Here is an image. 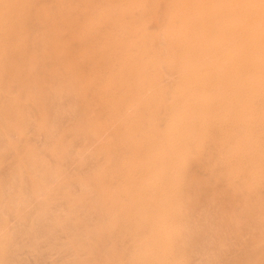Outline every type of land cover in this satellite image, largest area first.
<instances>
[{"label":"bare ground","instance_id":"bare-ground-1","mask_svg":"<svg viewBox=\"0 0 264 264\" xmlns=\"http://www.w3.org/2000/svg\"><path fill=\"white\" fill-rule=\"evenodd\" d=\"M161 1L163 2V0H110V9H112L111 11L109 10L108 12L110 13V15L108 13H106L104 11V9L100 10L99 11V15H100V18H102L103 16H105V13L107 14V16L105 17V19L111 17L112 19V25H113V29L111 28L110 30H107L105 32H103V35L101 38H105V39H102L100 41H95L93 43H91L89 45V43H87L89 46L88 47H85L82 51H81V54L82 55H88L90 59H93V62L95 61L96 64H97V59H101L102 62H103V65L107 68V75L103 78V86H102V90H105V91H108V92H111L109 89L111 88L112 85V82L114 81V78H115V84L117 86V88H119L120 90H122V93L121 95H119L117 98H115L114 96H111V97H108L106 99L103 100L104 104L106 106H110V112H108V115H109V118L111 119V125H109L110 128L106 127V129L108 128L109 130H113V136H115L118 141H117V148L118 150L117 151H120V153L118 152L119 156L118 158H113V159H110L108 160H105L107 163L106 166L104 165V167H102V164H99V166L101 165V169H99L100 167L98 166V171L96 172H91V175H92V178L94 179V184H98V190H97V194H98V198L100 199V201H102L101 203L103 204V207L101 208V210L103 209V214L104 213H108L110 214V219H111V223L108 221L107 223H110L108 224V228L106 226V230H109V232L107 234L109 235H106V236H109L110 238L109 239H112L111 241L112 242H115L116 244V239L115 241L113 240V235L116 231H120L119 234L122 233H125L126 235H132L134 234L133 236H135L136 234L135 233H138L139 235L132 240L131 242V246L132 248H130V253L129 255L127 256L126 258V261L129 263V264H185L186 263V258H187V254L185 253L186 249H189L186 245L187 244H198V243H203V240L201 241V236L199 238H196L198 237L199 235V231L200 229L197 231L196 230V234L197 232L198 235L195 237V234L193 235L195 238H192L191 237V231H194L192 230L193 229V225L195 224H189V223H192L189 221V219L191 218L194 219V217L196 216L195 215V211L192 212V206H190L192 203L191 201L192 200H189V197H187L186 193L188 191V189H186V178L187 176L190 175V169L193 165H199V167H201V165L205 164V163H202L201 164V160H202V156L205 155V151H204V144H203V141L205 140V138L208 136V130L206 128V123H209V120L215 122L216 120L215 119H219V117L217 116L218 113L222 110V108H225L226 109V114L223 116V117H220L222 118V120L224 122H228V121H236L239 125H238V129L239 131V137L237 139V144L235 145V148L234 150H232L231 153H228L225 155L224 157V160L222 161L223 164L225 165V167H228L232 164H236L237 163V166H235V170L233 169V171L230 170V172L228 173V170H227V179H228V185H233L235 180H239V178H241V175H243V183H241V185H237L239 186L240 190L243 192V195L241 197V195L239 197H241V200L243 199L244 197V201L248 202V204H253V203H256L258 199H261L260 197L261 196V191H260V185L261 183L263 182L264 180V0H169L167 2V4H163L162 6L165 5L164 7V10L161 6ZM106 3H109V0H105ZM54 3V2H53ZM166 3V2H165ZM160 5V6H159ZM158 6L160 8H162L161 10L163 11L162 14H160L158 11L160 9L157 10ZM62 7V6H61ZM65 8V7H64ZM50 12V11H49ZM45 17V16H44ZM103 21V20H102ZM3 23V22H2ZM100 22L97 20V22H86L85 25L81 26L79 28L78 31L75 32L74 35H76V37L78 38H82L84 37V35L86 33H90L91 30L93 29H98L99 27V24ZM150 24L152 25L150 27ZM48 25V24H47ZM40 31V30H39ZM49 32V31H47ZM47 32L46 33H43V34H46L47 35ZM26 35V34H25ZM42 36V35H41ZM44 37V36H43ZM25 38V37H24ZM38 38V36H37ZM34 39V38H33ZM32 39V40H33ZM39 39V38H38ZM37 39V40H38ZM43 39V38H42ZM49 39V37H48ZM95 39V38H94ZM30 40V39H29ZM40 40V39H39ZM97 40V39H96ZM99 40V39H98ZM36 41V40H35ZM34 42V41H32ZM42 42V40H41ZM35 43V42H34ZM44 43V42H42ZM41 43V45H42ZM36 45V44H35ZM34 45V46H35ZM39 50L41 49V46L39 45ZM1 49V48H0ZM15 50V49H14ZM35 50V49H34ZM2 51V50H1ZM7 52V51H6ZM43 52V56H44V51H41V53ZM55 52V51H54ZM1 53V52H0ZM35 53V52H34ZM39 53V52H38ZM26 54V53H25ZM37 54V53H36ZM40 54V53H39ZM38 54V55H39ZM33 55V54H32ZM37 55V56H38ZM59 55V54H58ZM34 56V55H33ZM36 56V55H35ZM36 56V57H37ZM42 56V55H41ZM40 57V56H39ZM97 57V58H96ZM34 58V57H33ZM42 59V57H40ZM45 58V57H44ZM50 58V57H49ZM58 58V57H57ZM36 59V58H35ZM40 59V60H41ZM46 59V58H45ZM38 61H39V58H38ZM38 61L36 64H38ZM42 62V61H41ZM58 63V62H57ZM60 63V62H59ZM31 64V63H30ZM40 64V63H39ZM45 64V62H44ZM50 64V63H49ZM64 64V63H63ZM174 67H173V66ZM31 66V65H29ZM167 66H171L174 68V72L169 71L171 74V72L177 76L175 78H177V82L175 81V83H173V85L171 87H167L163 81H162V78H163V70L166 69L165 67ZM33 67V66H32ZM38 67V66H37ZM57 67L58 64H57ZM70 67V66H69ZM10 68V67H9ZM31 68V67H29ZM45 69H47V67H44ZM50 69V67H48ZM104 68V67H103ZM164 68V69H163ZM169 68V67H168ZM172 68V69H173ZM42 69V68H41ZM40 69V70H41ZM55 69V68H54ZM60 69V68H59ZM65 69V68H64ZM31 72H32V69H29ZM34 70V69H33ZM37 70V69H36ZM53 69L51 68L50 71H52ZM168 70V69H167ZM170 70V68H169ZM45 71V70H44ZM54 71V70H53ZM57 71V69H56ZM165 71V70H164ZM34 72V71H33ZM39 72V71H38ZM49 72V70H48ZM166 72V71H165ZM164 72V73H165ZM35 73L37 74V72L35 71ZM40 73V72H39ZM42 73V72H41ZM54 73V72H53ZM52 73V74H53ZM29 74V73H28ZM43 76L45 75L44 72L42 73ZM49 74V73H47ZM46 74V75H47ZM61 74V73H60ZM168 74V73H167ZM33 75V74H32ZM35 75V74H34ZM50 75V74H49ZM48 75V76H49ZM55 75V74H54ZM37 78L38 76L35 75ZM35 76H32V77H35ZM40 76V75H39ZM90 76V74H89ZM87 76V77H89ZM166 76V75H165ZM171 76V75H170ZM9 77V76H8ZM35 77V78H36ZM45 78L47 76H44ZM61 77V76H60ZM91 77V76H90ZM89 77V78H90ZM10 78V77H9ZM51 78V77H50ZM64 78V77H62ZM96 78V77H95ZM166 78V77H165ZM173 78V77H172ZM14 79V78H13ZM30 79V77H29ZM44 79V78H43ZM67 79V78H66ZM74 79V78H73ZM86 79V78H85ZM168 79L171 80V78L168 77ZM167 79V80H168ZM40 80H41V77H40ZM39 80V81H40ZM51 80V79H50ZM49 80V81H50ZM53 80V79H52ZM61 80V79H60ZM65 80V79H64ZM88 80V79H87ZM33 81V79H32ZM38 81V82H39ZM43 81V80H42ZM41 81V82H42ZM47 81L46 79H44V82ZM169 81V80H168ZM173 81V80H172ZM53 82V81H52ZM86 82V81H85ZM35 83V82H34ZM48 83V81H47ZM51 83V82H50ZM59 83V82H58ZM76 83V82H75ZM98 83V82H97ZM170 83V82H169ZM32 84V83H31ZM43 83H41V86L43 87L44 85H42ZM53 84V83H51ZM63 84V83H61ZM171 84V83H170ZM13 85V84H12ZM29 85V84H28ZM60 85V84H58ZM169 85V84H168ZM37 86V85H36ZM41 86H39V90L41 89ZM52 86V85H51ZM63 86V85H61ZM66 86V84H65ZM70 87V85H68ZM87 86V85H86ZM15 87V86H14ZM35 87V85L33 86ZM46 87H47V84H46ZM53 87V86H52ZM101 87V86H100ZM99 87V89H100ZM28 88V87H27ZM36 88V87H35ZM59 88V86L57 87ZM71 88V87H70ZM70 88H66V90H70ZM14 89V88H13ZM34 88H32L33 90ZM38 89V88H37ZM47 89H49L47 87ZM47 89L45 88L44 89H41V90H44L45 92L47 91ZM53 89V88H51ZM49 89V90H51ZM55 89H56V86H55ZM17 90V89H16ZM64 87H63V91H64ZM73 90V89H72ZM71 90V91H72ZM87 90V89H86ZM15 91V90H14ZM36 91V90H35ZM43 91V92H44ZM52 91V90H51ZM56 91V90H54ZM60 91V90H59ZM62 91V92H63ZM75 91V89H74ZM65 92V91H64ZM69 93V91H66ZM73 92V91H72ZM76 92V91H75ZM78 92V91H77ZM12 93V92H11ZM23 93V92H22ZM37 93L40 94L41 91L39 92L37 90ZM55 93V92H54ZM68 93H63L64 95H67ZM113 93H114V90H113ZM13 94V93H12ZM11 94V95H12ZM44 94V93H43ZM47 95V97H50V94L51 92L47 91V93H45V95ZM57 93H55L56 95ZM61 94V93H60ZM61 94V96L63 95ZM71 95H74L70 92ZM76 94V93H75ZM106 94V93H105ZM10 94H8L9 96ZM33 95V94H32ZM35 95V93H34ZM42 95V94H40ZM70 95V96H71ZM2 96V95H1ZM36 96V95H35ZM35 96L33 97L35 99ZM39 95H37L38 97ZM44 96V95H43ZM59 96V94H58ZM69 96V95H67ZM66 96V97H67ZM82 96V95H81ZM85 96V95H84ZM6 98V96H4ZM41 96H39L40 98ZM47 97H44L45 99ZM57 97V95H56ZM72 97V96H71ZM3 98V97H1ZM22 98V97H21ZM32 98V99H33ZM39 98H37L36 100H38ZM44 98L41 97V99H43L42 102H44ZM51 98H53L51 96ZM50 98V99H51ZM55 98V97H54ZM63 98V96H62ZM61 98V99H62ZM78 98V97H77ZM87 98V97H86ZM8 99H11L8 97ZM28 100V98H26ZM49 99V98H48ZM47 99V101H48ZM57 99V98H55ZM54 99V100H55ZM72 101H73V97L71 98ZM4 100V99H3ZM7 100V99H6ZM12 100V99H11ZM35 100V101H36ZM68 100V98H67ZM10 101V100H9ZM39 101V102H41ZM50 103L52 102L51 100H49ZM48 101V102H49ZM56 101V100H55ZM59 101V100H58ZM57 101V102H58ZM62 101V100H61ZM64 101H66V99H64ZM63 101V103H64ZM71 101V100H70ZM4 102V101H3ZM8 102V101H7ZM27 101L25 100V106L24 107H27L26 103ZM37 102V101H36ZM38 102V103H39ZM68 102V101H67ZM21 103V102H20ZM35 103V102H33ZM55 103V107H57L56 105V102ZM60 103V102H59ZM71 103V102H70ZM5 104V102H4ZM22 104V103H21ZM40 104V103H39ZM46 104V109L48 108L47 107V103H44ZM44 104H40V105H43ZM49 104V103H48ZM62 104V102H61ZM61 104H59L61 106ZM78 104V102L76 103V105ZM82 104V103H81ZM89 104V102H88ZM29 105L30 102H29ZM58 105V106H59ZM66 105V103H65ZM64 105V106H65ZM84 105V104H83ZM33 106V105H32ZM31 106V107H32ZM36 106H37V103H36ZM35 106V107H36ZM39 106V105H38ZM49 106V105H48ZM53 108V104L51 105ZM64 106H61L62 109ZM69 107H72L70 106V104L68 105ZM67 106V107H68ZM86 106V105H85ZM8 107V105H7ZM29 107V106H28ZM29 107V108H31ZM34 107V109H35ZM42 107V106H41ZM54 107V108H55ZM69 107L68 109L66 110V107L64 109V111L66 110L67 112L69 111ZM76 107V106H75ZM28 108V109H29ZM44 108V107H43ZM44 108V109H45ZM73 108V107H72ZM25 109V108H24ZM38 109V108H37ZM40 109V108H39ZM42 109V108H41ZM42 109V111L44 110ZM49 109H50V106H49ZM61 109V110H62ZM79 109V108H78ZM76 109V110H78ZM85 109V108H83ZM90 109V108H89ZM2 110V109H1ZM32 111L33 109H29L27 110L28 112L29 111ZM52 110V109H51ZM56 110H59L56 108ZM73 110V109H72ZM36 111V110H35ZM40 111V110H39ZM74 111V110H73ZM117 111L116 113L117 114V118H114V112ZM3 112V111H2ZM27 112V113H28ZM34 111H32L33 113ZM41 112V111H40ZM38 113L39 115L41 113ZM45 112V111H44ZM42 112V113H44ZM47 112V110H46ZM49 112V110H48ZM44 113V115H50L51 113H53V117H54V110L51 112V113ZM56 112V111H55ZM58 112V115H59V111ZM56 112V113H57ZM70 112V111H69ZM75 112V111H74ZM77 112V111H76ZM75 112V113H76ZM79 112V111H78ZM77 112V113H78ZM31 112H29L30 114ZM37 113V111H36ZM61 115L64 113L60 112ZM72 113V112H71ZM74 114L77 115L76 117H78V114ZM81 113V112H79ZM87 112H85L84 114H86ZM26 114V113H25ZM66 114V112H65ZM92 114V113H91ZM28 115V114H27ZM34 115V114H33ZM37 115V116H39ZM42 115V117L44 116ZM58 116L59 117H62V116ZM88 115V114H87ZM87 115H85V117H87ZM26 116V115H25ZM32 116V115H30ZM30 116H28V118H30ZM73 116V115H72ZM80 116V115H79ZM83 116V115H82ZM6 117V116H5ZM33 117V116H32ZM41 117V116H40ZM49 117V116H48ZM53 117H49V119L52 120ZM64 117V116H63ZM76 117H74L75 121H76ZM81 117V116H80ZM85 117L83 116V118L85 119ZM2 118V117H1ZM34 118V117H33ZM55 118L56 115H55ZM67 118V117H66ZM89 118V117H88ZM35 119L37 120L36 116H35ZM38 119L40 120L41 118L38 117ZM82 119V118H81ZM90 119V118H89ZM33 120V119H32ZM35 120V121H36ZM43 120V118L41 119ZM57 122V119H55ZM59 120V119H58ZM73 120V118L71 119ZM87 120V119H86ZM33 120V122H35ZM43 121H47L49 123V121L47 119L43 120ZM53 121V120H52ZM78 121V120H77ZM88 121V120H87ZM85 121V122H87ZM110 121V120H109ZM210 121V122H211ZM1 122V120H0ZM14 122V121H13ZM32 122V123H33ZM40 122V121H39ZM45 122V124L47 123ZM60 122V121H59ZM57 122V123H59ZM65 122V121H64ZM84 120H82V123H85ZM12 123V122H11ZM30 123V119H29V122ZM38 123V121H37ZM36 123V124H37ZM61 123V122H60ZM75 123V122H74ZM77 123V122H76ZM88 123V122H87ZM216 123V122H215ZM31 124V123H30ZM44 124V125H45ZM52 124V123H51ZM55 124V123H54ZM73 124V123H72ZM79 124V123H78ZM103 124V123H102ZM105 124V123H104ZM231 124V123H230ZM3 125V124H2ZM5 125V124H4ZM29 125V124H27ZM34 125V124H33ZM44 125H42V127H44ZM47 125V124H46ZM59 125V124H58ZM76 125V124H75ZM80 125V124H79ZM79 125L77 126L78 129L76 132H78L79 130ZM86 125V123L84 124ZM90 125V124H89ZM88 125V126H89ZM17 126V125H16ZM26 126V124H25ZM32 126V125H31ZM36 126V125H35ZM49 128H50V124L47 125ZM53 126V125H52ZM74 126V125H73ZM87 126V128H88ZM104 126V125H103ZM237 126V125H236ZM1 127V126H0ZM29 127V126H28ZM41 127V125H40ZM48 127L42 132L44 133ZM70 127V126H69ZM75 127V126H74ZM83 126H81L82 128ZM226 127V125H225ZM234 127V125H233ZM30 128V127H29ZM33 128V127H32ZM31 128V130H33ZM37 128V127H36ZM52 128V127H51ZM50 128V129H51ZM61 128V127H60ZM100 128H102L100 126ZM230 128V127H229ZM2 129V128H1ZM5 129V128H4ZM11 129V128H10ZM44 129V128H43ZM70 129V128H68ZM75 129V130H76ZM90 129V128H89ZM88 129V131H89ZM262 129V130H261ZM3 130V129H2ZM30 130V131H31ZM66 130V129H65ZM74 130V131H75ZM81 130V129H80ZM83 130H84V127H83ZM82 130V131H83ZM91 130H92V127H91ZM90 130V131H91ZM108 130V131H109ZM4 131V130H3ZM9 131V130H8ZM13 131V130H12ZM15 131V130H14ZM29 131V130H27ZM38 131V129H37ZM36 131V132H37ZM42 131V130H40ZM51 131V130H50ZM55 131V130H53ZM64 131V130H63ZM67 131V130H66ZM71 131V129H70ZM86 131V128L84 130V132ZM86 131V133L88 132ZM89 131V132H90ZM104 131V130H103ZM106 131V130H105ZM211 131V130H210ZM234 131V130H233ZM1 132V131H0ZM5 132V131H4ZM26 132V131H25ZM36 132H35V135H36ZM48 131H46L47 133ZM65 132V131H64ZM68 132V131H67ZM81 132V131H80ZM78 132V133H80ZM84 132H81V133H84ZM88 132V133H89ZM96 132V131H95ZM98 132V131H97ZM212 132V131H211ZM2 133V132H1ZM6 133V132H5ZM9 133V132H7ZM6 133V134H7ZM12 133V132H11ZM29 133V132H27ZM45 133V134H46ZM51 133V132H50ZM60 133V132H59ZM68 133H73L72 131L71 132H68ZM67 133V134H68ZM85 133V134H86ZM120 133V134H119ZM4 134V133H3ZM6 134H4V136H6ZM10 134V133H9ZM8 134V135H9ZM16 134V133H15ZM13 134V136L11 135V137H17L19 135H15ZM34 134V133H33ZM39 133H37V136H38ZM45 134H42L45 136ZM49 133H47L48 135ZM66 134V135H67ZM74 134V133H73ZM84 134V136H85ZM97 134V133H96ZM210 134V133H209ZM1 135V134H0ZM28 135V136H27ZM29 135H32V133L30 132V134H26L25 136H27V138H30ZM54 135V134H53ZM63 135L65 136V134L63 133ZM70 135V134H69ZM88 135V134H87ZM98 135V134H97ZM104 135V134H103ZM101 135V136H103ZM212 135V133H211ZM218 135V134H217ZM2 136V135H1ZM21 136V135H20ZM17 137V139L20 138ZM41 136V135H40ZM55 136V135H54ZM58 136V135H57ZM62 136V135H61ZM60 136V137H61ZM82 135V137L79 135V137L83 138L84 137ZM89 136H91L89 134ZM101 136L99 138H101ZM23 137V136H22ZM22 137L20 139H22ZM34 139L36 138L35 136H33ZM48 137V136H47ZM46 137V138H47ZM50 138L49 139H52L51 138V135L49 136ZM70 137V136H69ZM78 137V138H79ZM88 137V136H87ZM94 137V136H92ZM212 137V136H211ZM214 137V136H213ZM215 137H217L215 135ZM214 137V139H216ZM7 138V136L5 137ZM25 137V139H27ZM39 138V137H37ZM55 139V137H53ZM59 138V137H58ZM57 138V139H58ZM66 138V137H63V139ZM86 138V137H85ZM218 138V137H217ZM3 139V138H2ZM9 139H12V138H9ZM15 139V140H17ZM24 139V137H23ZM22 139V140H23ZM40 139V138H39ZM38 139V140H39ZM68 139V138H67ZM71 139V138H70ZM69 139V140H70ZM73 139V138H72ZM89 139V138H88ZM87 139V141H88ZM91 139H94V138H91ZM96 139V138H95ZM109 138H107L106 140H108ZM212 139V138H211ZM213 139V140H214ZM21 140V141H22ZM37 140V139H36ZM36 140H32V137H31V141L32 142H35ZM37 140V141H38ZM47 140V139H46ZM68 140V142H69ZM81 139H79L80 141ZM90 140V139H89ZM97 140V139H96ZM115 140V139H114ZM212 140V141H213ZM233 140H234V137H233ZM26 142H28L27 140H25ZM24 141V142H25ZM36 141V142H37ZM40 141V140H39ZM43 141H44V138H43ZM52 141V140H51ZM65 142H67L66 140H64ZM73 140H71V143L72 145ZM78 141V142H79ZM83 141V140H82ZM84 141H86V139H84ZM83 141V143H84ZM102 141V140H101ZM111 141L108 140V142ZM23 142V143H24ZM26 142L24 144H26ZM49 142V141H48ZM55 143H59L61 145L62 141L59 142V140L56 142L54 140ZM53 142V143H54ZM77 142V141H76ZM77 142V143H78ZM89 142V141H88ZM86 142V144L88 143ZM97 142V141H96ZM104 142V141H102ZM101 142V143H102ZM106 142V141H105ZM114 142V141H113ZM10 143V141H9ZM23 143H22V146H23ZM38 143V142H37ZM44 143V142H43ZM57 143V144H58ZM64 143V142H63ZM82 143V142H81ZM90 143V147H92V143L93 142H89ZM95 143V142H94ZM116 143V142H114ZM4 144V143H3ZM34 143H32L31 145H33ZM52 144V143H51ZM56 144V145H57ZM111 144V143H110ZM211 144V143H210ZM10 145V144H9ZM15 145V144H14ZM27 146L29 145L30 146V143L29 144H26ZM36 145V144H35ZM34 145V146H35ZM39 145V143L37 144ZM36 145V146H37ZM45 145V144H44ZM53 145V144H52ZM68 145V143H67ZM69 149L67 148V150L65 149V152L69 150V152H71L73 149V146L69 143ZM77 145V144H76ZM75 145V146H76ZM81 148L83 147V149L80 148V150H82L84 153L86 151H84V145H80L78 144ZM92 145V146H91ZM100 144L98 143V146ZM232 145V144H231ZM21 146V147H22ZM25 146V145H24ZM35 146V147H36ZM46 146V145H45ZM43 146V147H45ZM62 146H66V145H62ZM61 146V148H62ZM72 146V148L70 149V147ZM74 146V149L77 147L78 149V152L79 154L83 153L82 151H79V146ZM88 146V144H87ZM85 145V147H87ZM89 146L87 147L86 150H89L91 148H89ZM108 146V143L107 145ZM208 146V145H207ZM212 146V145H211ZM233 146V145H232ZM20 147V146H19ZM32 149L34 148L33 146H31ZM41 147V146H40ZM67 147V146H66ZM225 147V145H224ZM1 148V147H0ZM8 148V147H7ZM28 149V147H26ZM37 148V147H36ZM39 148V146H38ZM60 148V146H59ZM65 148V147H64ZM63 148V150H64ZM89 148V149H88ZM95 148H97L95 146ZM94 148V149H95ZM100 148H102L100 146ZM98 147V149H100ZM106 148V147H105ZM232 148V147H231ZM230 148V149H231ZM20 149V148H19ZM24 149V148H23ZM35 149V148H34ZM33 149V150H34ZM44 149V148H43ZM41 148V151L43 150ZM53 149V148H52ZM56 149V148H54ZM75 149V150H77ZM93 149V151H94ZM97 149V150H98ZM104 149V148H103ZM6 150V149H5ZM21 150V149H20ZM26 150V149H24ZM46 150H48V147L47 149L43 150L42 153H45L47 152ZM58 152L60 151L59 149H57ZM105 150V149H104ZM107 151L103 152V150L101 149L100 153L103 152V155L105 156L106 153H108V149H106ZM209 150L212 151V149L209 148ZM215 150V149H214ZM213 150V151H214ZM31 151V150H30ZM41 151H39L40 153H37L39 154L38 157H39V162H41V159H40V155H42ZM49 151V150H48ZM54 151V150H52ZM96 151V150H95ZM99 151V150H98ZM208 151V149H207ZM210 151V153H212ZM24 153V151H22ZM32 152V151H31ZM50 152V151H49ZM45 153L46 156H49L48 154L50 153ZM54 152H57L56 150ZM92 152V151H91ZM91 152H89V155L91 154ZM97 152V151H96ZM95 152V153H96ZM110 152V151H109ZM215 152V151H214ZM17 153V152H16ZM22 153V155H23ZM26 153V152H25ZM36 153V152H35ZM68 153V152H67ZM74 153V151H73ZM93 153V152H92ZM98 153V152H97ZM99 153V154H100ZM208 153V152H207ZM206 153V154H207ZM225 153V152H224ZM36 154V155H37ZM42 157H44V155ZM53 153H51L52 155ZM58 154V153H56ZM55 154V155H56ZM61 154V153H59ZM62 154L64 155V153L62 152ZM61 154V155H62ZM72 154V153H71ZM68 153V156L71 155ZM79 154H76L75 156H78ZM80 154V155H81ZM87 154V153H86ZM98 154V155H99ZM111 154V153H110ZM18 155V154H17ZM20 154V156H22ZM31 155V154H30ZM29 155V156H30ZM34 155V153H33ZM34 155V156H36ZM50 155V156H51ZM54 155V156H55ZM66 155V153H65ZM80 155L78 157H80ZM92 155L91 154V158L90 160H92ZM101 155V156H103ZM14 156V155H13ZM20 156H17V157H20ZM72 156V155H71ZM70 156V157H71ZM82 156V155H81ZM87 157L88 154L86 155ZM216 156V155H214ZM16 158V155L14 156ZM25 157V156H24ZM23 157V158H24ZM41 157V158H42ZM53 157V155H52ZM57 157V156H56ZM59 157V156H58ZM74 157V156H73ZM72 157V158H73ZM77 157V158H78ZM100 157V156H99ZM99 157H98V163L100 162L99 160ZM108 157H112V155L108 156ZM114 157V155H113ZM208 157V155H207ZM11 158V157H9ZM14 158V159H15ZM32 158V157H31ZM49 158V157H48ZM47 158V159H48ZM54 158V157H53ZM53 158L50 157V163L52 162ZM76 158V157H75ZM76 158V160H77ZM95 158H96V154H95ZM103 158V157H102ZM106 158V156H105ZM205 158V156H204ZM12 159V160H14ZM33 159V158H32ZM31 159V160H32ZM38 159V158H37ZM37 159L35 161H37ZM52 159V160H51ZM70 159L69 161H72L71 158H68ZM80 159V158H79ZM78 159V160H79ZM84 159H85V156H84ZM83 159V160H84ZM108 159V158H106ZM115 159V161H114ZM219 156H218V161H219ZM223 159V158H222ZM8 160V159H7ZM25 160V159H24ZM22 160L23 162H27L28 160V157H27V160L24 161ZM30 160V159H29ZM33 160V161H34ZM56 160V158H54V161ZM59 160V158H58ZM65 161V156H64V159ZM67 160V159H66ZM75 160V161H76ZM82 160V159H81ZM83 160H82V163L80 161V163L82 164L83 166ZM94 160V159H93ZM206 160V159H205ZM11 161V160H10ZM21 161V160H20ZM32 161V162H33ZM60 163L61 162V158H60ZM85 161V160H84ZM210 161V160H209ZM217 161V162H218ZM31 162V163H32ZM38 162V161H37ZM46 162V161H45ZM44 160H43V163L45 164ZM92 162V161H91ZM89 162V163H91ZM94 164L96 161H93ZM204 162V161H203ZM208 162V161H207ZM216 162V163H217ZM18 163V161L16 162ZM47 163V162H46ZM49 163V162H48ZM57 160H56V164H57ZM64 163V162H63ZM62 163V164H63ZM73 163V162H72ZM89 163H87V166L90 165ZM215 163V168H216V164ZM39 164V163H38ZM43 164V166H44ZM55 164V163H54ZM55 164V165H56ZM59 164V163H58ZM57 164V165H58ZM77 164V163H76ZM78 164H79V161H78ZM85 164V163H84ZM20 165V164H19ZM24 165V164H22ZM30 165H33L30 164ZM35 165V164H34ZM33 165V166H34ZM47 164H45L46 166ZM53 165V164H52ZM55 165L53 167H55ZM60 165V164H59ZM58 165V166H59ZM80 165V164H79ZM86 165V164H85ZM97 165V164H96ZM39 166V165H38ZM44 166V167H45ZM51 165L48 164V166L46 167H49L51 169L52 166L50 167ZM57 166V168H58ZM63 166V165H61ZM60 166V168H61ZM73 166V164H72ZM71 166V167H72ZM75 166V165H74ZM81 166V165H80ZM82 166H81V169H82ZM5 167V166H4ZM16 167V166H15ZM22 167V166H21ZM32 167V166H31ZM37 167V166H36ZM34 167V169L36 168ZM41 167V164L40 166ZM70 167V169H71ZM204 167V166H203ZM26 168V166H25ZM29 168V166L27 167V169ZM33 168V167H32ZM38 168V167H37ZM47 168V170L49 169ZM69 168V167H68ZM91 168V167H90ZM233 168V166L231 167ZM230 168V169H231ZM1 169H4L3 167ZM10 169V173L12 174V171H15L12 167L9 168ZM12 169V170H11ZM19 169V168H18ZM24 169V168H23ZM22 169V170H23ZM30 169V168H29ZM29 169L27 171H29ZM39 169V168H38ZM41 169V168H40ZM44 169V168H43ZM50 169V170H51ZM64 169V168H63ZM80 169V168H79ZM86 169V167H85ZM84 169V170H85ZM92 169V168H91ZM95 169V170H96ZM197 169V168H196ZM200 169V168H199ZM229 169V168H228ZM26 170V169H25ZM31 170V169H30ZM49 170V171H50ZM55 170V168H54ZM61 170V169H60ZM59 168H58V174L59 173H63L65 171V175L66 174H69V170L68 172L66 173V168L65 170H62L60 172ZM94 170V171H95ZM207 170V169H205ZM214 170V169H213ZM218 170V169H217ZM43 173V175L47 174L44 169V171L41 169L39 170V172ZM52 171V170H51ZM50 171V172H51ZM56 171V170H55ZM55 171H52V175H56L55 174ZM211 171V170H209ZM6 172H9L8 170ZM24 173V171H22ZM31 171H29L30 173ZM36 172V171H35ZM38 172V173H39ZM220 172V171H219ZM5 173V172H4ZM3 172H1V175L4 174ZM22 173V174H23ZM25 173H27L25 171ZM24 173V176L26 177V175L28 174H25ZM195 173V172H194ZM213 173V171H212ZM226 173V171H225ZM6 174V173H5ZM9 174V173H8ZM11 174H9L11 176ZM18 174V172H17ZM32 174V173H31ZM34 174V172H33ZM87 174V172H86ZM223 174V173H222ZM7 175V174H6ZM13 177L16 175L12 174ZM21 175V173H20ZM29 175V174H28ZM27 175V176H28ZM39 177L41 176L40 174H38ZM44 175V176H45ZM51 175V177H52ZM72 175V174H71ZM75 175L77 178V171L75 172ZM85 175V174H84ZM221 175V174H220ZM219 175V176H220ZM9 176V177H10ZM22 176V175H21ZM23 176V177H24ZM33 175L28 176L31 178H34L32 177ZM48 176V174L46 175ZM45 176V180H47L49 177H46ZM50 176V175H49ZM53 176V178H54ZM60 175H58V178H59ZM61 176H64V175H61ZM88 176V175H87ZM222 176V175H221ZM226 176V175H225ZM224 176V177H225ZM2 176H0L1 178ZM5 177V175L3 176ZM24 177V178H25ZM38 177V178H39ZM64 177H68L67 175L64 176ZM194 178V176H192ZM196 177V176H195ZM201 177V176H200ZM199 177V178H200ZM203 177V176H202ZM201 177V178H202ZM205 177V176H204ZM203 177V178H204ZM207 177V176H206ZM205 177V178H206ZM223 177V178H224ZM17 177L15 176V179ZM27 178V177H26ZM25 178V179H26ZM37 176L34 178L36 179ZM198 178V177H197ZM195 178V180L197 179ZM221 178V177H220ZM8 179V177L6 178ZM9 179H14V178H9ZM19 181H21L22 183V179L20 178L19 176ZM29 179V180H30ZM33 179V180H34ZM40 180H44L43 177L42 178H39ZM69 180V177L67 178ZM80 179V175H79V178H77V181ZM83 179V178H82ZM86 179V178H84ZM190 179V177L188 178V180ZM28 178L27 180H25L26 182H23V184L27 183H31L29 182ZM38 181V179H36ZM50 180V178H49ZM53 180V179H52ZM55 180H57L56 182V185L57 183H59L58 181L60 180L57 179V177L55 176ZM63 180V179H62ZM61 180V183H63ZM66 180V179H65ZM75 180V179H74ZM201 180V179H200ZM199 180V181H200ZM203 182L205 183V179H202ZM201 180V181H202ZM224 180V179H223ZM2 181H4V184L6 185L7 184V180H6V183H5V180H3L2 178ZM9 181V180H8ZM32 181V180H31ZM48 181V180H47ZM54 181V180H53ZM71 181V178L70 180ZM83 181V180H82ZM88 181V179H87ZM91 181V180H90ZM198 181V180H197ZM218 181V180H217ZM222 181V180H221ZM12 182V181H11ZM15 182V180L13 181ZM40 182V181H38ZM45 181H42L41 185H45L44 184ZM73 182V181H72ZM81 182V181H79ZM91 182V184H92ZM3 183V182H2ZM17 183V179H16V182ZM20 183V184H21ZM33 183V182H32ZM31 183V184H32ZM49 183V182H47ZM52 183V181H51ZM49 183V184H51ZM55 183V182H54ZM60 183V185H61ZM65 183V182H64ZM67 183V182H66ZM65 183V184H66ZM74 183V182H73ZM75 183L76 180H75ZM82 183V182H81ZM189 183V182H188ZM195 183L197 184V182L195 181ZM200 183V182H199ZM204 183L202 186H204ZM215 183H217L215 181ZM10 184V183H9ZM34 184V183H33ZM38 184V183H37ZM85 185V183H83ZM207 185V182L205 183ZM8 185V184H7ZM19 185V184H17ZM29 185V184H28ZM35 185V184H34ZM54 185V184H53ZM59 185V184H58ZM68 185H70V183L68 182ZM67 185V186H68ZM72 185V184H71ZM83 185V186H84ZM86 185H89L86 183ZM85 185V186H86ZM210 185V184H209ZM217 185V184H216ZM236 185V184H235ZM234 185V187H235ZM10 186V185H9ZM5 187V189H8V190H11L10 188L13 187V184H12V187ZM27 186V185H26ZM31 186V185H30ZM29 186V187H30ZM37 186H40V185H37ZM46 186V185H45ZM208 186V185H207ZM4 187V186H3ZM21 187V186H20ZM32 187V186H31ZM42 189L44 188L43 186H41ZM49 187V185H48ZM53 186L51 185V188ZM93 187V186H92ZM91 187V188H92ZM195 187V186H194ZM206 187V186H204ZM14 188V187H13ZM12 188V189H13ZM16 188V189H15ZM15 188H14V192L15 190L17 191V189H20L19 187H16V184H15ZM24 188V187H23ZM26 191L28 190V187H26ZM37 188V187H36ZM39 188V187H38ZM47 188V187H46ZM45 188V189H46ZM54 188V187H53ZM61 188V187H60ZM67 187H65L66 189ZM189 188V187H187ZM191 188V187H190ZM197 188V186H196ZM202 188V187H201ZM222 188V187H221ZM237 188V187H236ZM3 189V188H2ZM58 189V188H57ZM62 189V188H61ZM70 189H71V186H70ZM95 189V188H94ZM234 189V188H233ZM23 190V189H22ZM21 190V191H22ZM37 191V197L38 195H40V193L38 191V189H36ZM47 190V189H46ZM55 190V188H54ZM51 192V194L46 193L48 194V196H53L52 193L53 191ZM63 190L64 188L62 189L61 191V194L63 193ZM86 190V189H85ZM90 190V189H89ZM214 190V189H213ZM221 190V189H219ZM235 190V189H234ZM237 190V189H236ZM3 190H1L2 192ZM6 192V190H4ZM13 191V190H11ZM31 190L29 189V192ZM42 191V190H41ZM49 191V190H48ZM51 191V190H50ZM49 191V192H50ZM191 191V190H190ZM197 191V190H195ZM200 190H198L199 192ZM203 190L202 189V192L203 193ZM212 191V190H211ZM217 191L218 192V189L216 188L215 192ZM226 191V190H225ZM4 192V193H5ZM27 191V193H29ZM34 191H32L33 193ZM35 192V193H36ZM56 192V190H55ZM54 192V193H55ZM60 191H57V193H59ZM65 192V191H64ZM69 191H67L68 193ZM86 192H88L86 190ZM86 192L84 193L82 191V193H84V197L86 199ZM192 192H194V189L192 190ZM191 192V193H192ZM194 193L195 195V198H198L199 195H197ZM214 192V193H215ZM222 192V191H221ZM4 193H3V196H4ZM10 193V192H8ZM6 193L5 197H7L9 194ZM18 193V192H17ZM16 192L14 194L18 195ZM20 193V192H19ZM25 193V189L23 191V194L22 195H26L24 194ZM31 193V192H30ZM39 193V194H38ZM43 193V192H42ZM66 193V192H65ZM70 193V192H69ZM190 193V192H188ZM190 193V195H192ZM207 193V192H206ZM212 195H213V192H210ZM209 193V194H210ZM216 193V194H217ZM238 193V192H237ZM12 194V193H10ZM19 194V195H20ZM59 194V198H60V195ZM78 194V193H77ZM199 194V193H198ZM210 194V195H211ZM215 194V195H216ZM226 194H228L226 192ZM230 194V193H229ZM236 194V193H234ZM13 195V194H12ZM12 195H9V196H12ZM42 195V194H41ZM40 195V196H41ZM56 196V194H54ZM65 195V194H64ZM197 195V197H196ZM214 195V197H215ZM220 195V193L218 194ZM216 196L219 198V196ZM222 195V194H221ZM1 197V200L2 198H5V197ZM8 196V198H9ZM15 196V195H13ZM28 196V194H27ZM32 197V194L30 195ZM29 196V197H30ZM34 196V195H33ZM36 196V195H35ZM46 195L43 194V198L45 197ZM50 196V197H51ZM78 196V195H77ZM79 196H82V195H79ZM193 196V195H192ZM190 196V198L192 197ZM206 196V195H205ZM224 196V195H223ZM222 196V197H223ZM233 196V194H232ZM237 196V195H235ZM17 198V196H15ZM21 197V196H18V198ZM35 197V198H37ZM54 197V196H53ZM52 197V198H53ZM58 197H55L56 199H58ZM71 198V196H69ZM194 197V196H193ZM192 197V198H193ZM210 197V196H209ZM238 197V198H239ZM12 198V197H10ZM14 198V199H16ZM39 198H42V197H39ZM49 198V197H48ZM46 198V199H48ZM52 198H49L48 201H50V199ZM54 198V199H55ZM63 198V197H61ZM65 198V196H64ZM68 198V197H67ZM75 198V197H72V199ZM212 198V196H211ZM211 198H207V200H211ZM221 198V197H220ZM226 198V197H225ZM224 198V199H225ZM234 198V197H233ZM233 198L231 200H233ZM258 198V199H257ZM263 198V197H262ZM28 199V197H27ZM30 199V202L33 201L32 198H29ZM28 199V201H29ZM32 199V200H31ZM38 199V198H37ZM38 200H42V199H38ZM83 199V197H82ZM6 201V199H4ZM3 200V201H4ZM13 200V198L11 199ZM19 200V199H17ZM16 200V201H17ZM21 200V199H20ZM25 200V199H24ZM23 200V201H24ZM60 200V199H58ZM81 200V197H76L75 200H72L70 202L69 205H71L73 203V206L74 203L75 204H80L81 202L79 201ZM214 200V199H213ZM211 200V202L213 201ZM216 200V198H215ZM214 200V201H215ZM221 200V199H220ZM223 200V199H222ZM218 201V203L220 202H223V201ZM234 200H236L234 198ZM4 201V202H5ZM8 201V200H7ZM35 201V199H34ZM63 201V200H62ZM82 201V200H81ZM84 201L83 200V207H84ZM98 201V199H97ZM97 201H94L93 200V205H91V212L92 213H95L97 211V208H98V211L99 213L101 212V210H99V206H97L96 204H94V202H97ZM196 200H194L195 202ZM198 201V200H197ZM203 201V200H202ZM239 201V200H238ZM260 201V200H258ZM3 202V203H4ZM15 201H13L14 203ZM39 202V201H38ZM43 202V201H41ZM41 202H39V205L37 203H35L34 205L37 204L38 206V210H39V206H42ZM53 202H56V200L54 201H51L50 203H53ZM66 202V201H65ZM80 202V203H79ZM92 202V201H91ZM188 202V203H187ZM200 202V201H198ZM232 202V201H231ZM243 202V201H242ZM242 202L240 203L242 205ZM262 202V200L260 201ZM9 202L5 205V207L7 208L9 205ZM18 203V201L16 202ZM20 203V202H19ZM28 202L26 203H23V205H26ZM49 202H46L44 201L43 202V205L44 207H46L48 205ZM62 203V202H61ZM86 203V202H85ZM98 203H100L98 201ZM191 203V204H190ZM209 204V202H207ZM215 203V202H214ZM217 202L215 203V207H216V204H218ZM218 204L219 206L221 204ZM226 203V202H224ZM234 202H232L233 204ZM236 203H239V202H236ZM1 204V208H4ZM41 204V205H40ZM46 204V206H45ZM57 204V202H56ZM80 204V205H81ZM89 204V202H88ZM101 204V205H102ZM196 204V203H195ZM205 204V203H203ZM211 204V203H210ZM209 204V206H210ZM258 204V202H257ZM263 206V203H261ZM8 205V206H6ZM13 205V204H12ZM17 205V204H16ZM28 205V204H27ZM54 205V204H53ZM65 205V204H64ZM99 205V204H98ZM217 205V207H218ZM224 205V204H223ZM238 205V204H237ZM236 205V206H237ZM254 205V204H253ZM259 205V204H258ZM254 206V207H260V206ZM18 207H20V210H23L21 209L22 206H19V204L17 205ZM16 206V208H18ZM29 206H31V203L29 204ZM49 206H51V204H49ZM48 206V208H49ZM55 206V205H54ZM59 206H61V204H59ZM90 204L88 206H86L85 208L87 209V207L89 208ZM204 206V205H203ZM207 205H205L204 207H206ZM213 206V203L212 205ZM220 206L221 209H219L220 211L222 210V213H223V208ZM226 206V205H225ZM230 206V205H229ZM240 206V205H239ZM246 206V205H245ZM25 207V206H24ZM67 207V206H66ZM66 207H63V208H66ZM72 207V206H71ZM78 207V205H77ZM82 207V208H83ZM197 207V206H196ZM201 206V208H204ZM215 207H212L211 209H214ZM243 207V206H242ZM249 207V205H248ZM252 206V208H254ZM0 208V209H1ZM15 208V207H14ZM29 208V207H27ZM26 208V209H27ZM32 209L30 210L31 212L33 211L34 208L31 207ZM43 208V207H42ZM40 207V209H42ZM51 208V207H50ZM194 208H195V205H194ZM200 208V206L198 207ZM210 208V207H209ZM227 208V207H226ZM225 208V209H226ZM237 208V207H236ZM235 208V209H236ZM245 208V207H243ZM251 208V209H252ZM263 208V207H262ZM262 208L260 210H262ZM9 209V208H8ZM7 209V211H8ZM25 209V211H26ZM44 209V208H43ZM54 209V208H53ZM52 209V210H53ZM58 209V208H56ZM89 209V210H90ZM197 209V208H195ZM206 209V208H205ZM208 209V208H207ZM210 209V210H211ZM230 209V207H229ZM234 209L233 211V208H231L230 210H227V211H230L232 212V215L231 213L228 215L230 217L231 215V219H232V216L233 215H237V213H234L236 212V210ZM241 209V208H239ZM16 211V209H13L12 208V212L14 213V211ZM45 210V209H44ZM47 210V208H46ZM49 210V209H48ZM51 210V209H50ZM49 210V211H50ZM59 212H61L60 209H58ZM64 210V209H63ZM68 210V208H67ZM76 211V208L74 209ZM82 210V209H80ZM88 210V211H89ZM190 210V213H188ZM199 210V209H198ZM218 210V211H219ZM245 210V209H244ZM243 210V211H244ZM255 210V209H254ZM1 211V210H0ZM4 211V210H3ZM10 211V210H9ZM18 213H21L19 212V210H17ZM16 211V212H17ZM24 211V210H23ZM24 211V212H25ZM35 211V212H34ZM33 212L34 213H39L40 211H37V209L35 208ZM57 211V210H55ZM87 211V210H86ZM188 211V212H187ZM197 211V210H196ZM203 211V210H201ZM209 211V209H208ZM258 211V210H256ZM6 209L5 211L3 212V214L6 215ZM14 213V218H15V215H17V213ZM30 212V213H31ZM32 212V214H33ZM42 212V210H41ZM47 212V211H45ZM52 214L55 212L54 211H51ZM50 212V213H51ZM67 212V211H66ZM71 212V208L69 206V213ZM82 212V211H81ZM195 212V213H194ZM213 215H215L213 212H216V211H211ZM226 212V211H225ZM255 213V211H253ZM260 212V211H259ZM258 212V213H259ZM9 212H7V215ZM28 213V212H27ZM29 213V214H30ZM37 213V214H38ZM43 213V212H42ZM41 213V214H42ZM49 213V212H48ZM45 213V217L48 216L49 214ZM199 213V212H198ZM201 213V212H200ZM205 213V210L204 212H202V214ZM234 213V214H233ZM239 213V212H238ZM29 214H27L29 216ZM41 214H38L39 217L41 218ZM44 214V213H43ZM50 214V215H52ZM197 214V213H196ZM220 213H218L219 215ZM252 214V213H251ZM264 214V213H263ZM1 217H2V214L0 213ZM10 215H11V212H10ZM19 215V214H18ZM25 215V214H24ZM36 215V214H35ZM37 215V216H38ZM70 215V214H69ZM69 215L67 214V216L69 217ZM72 215V214H71ZM217 215V214H216ZM258 215V214H257ZM261 217L262 214H260ZM20 216V215H19ZM34 216V215H33ZM32 216V217H33ZM44 216V215H42ZM97 216V215H95ZM101 216V215H100ZM100 216H97L100 218ZM199 216V214H198ZM202 216V215H200ZM199 216V217H200ZM204 216V214H203ZM202 216V217H203ZM210 216V215H209ZM225 215L223 214L222 218L224 217ZM241 216V217H240ZM255 216V215H254ZM259 216V215H258ZM258 216H256V220L255 221H258L257 218H259ZM17 217V216H16ZM31 214H30V217L31 218ZM35 217V216H34ZM37 217V218H39ZM56 217H58V214L56 215ZM66 217V216H65ZM67 217V218H68ZM86 217V216H84ZM83 217V218H84ZM94 217V216H93ZM104 217V216H103ZM189 217V219H187ZM212 217V215H211ZM228 217V219H229ZM242 218V215H238V218L235 216L231 222V219L229 220L231 223H232V227L233 224H236L235 225V228L239 226V219ZM245 217V215L243 216V218ZM260 217V218H261ZM5 219V217H3ZM19 218V217H18ZM18 218H15L17 221H18ZM21 218V217H20ZM19 218V221H22L20 220ZM23 218V217H22ZM37 218H35V220H37ZM39 218V219H40ZM43 218V217H42ZM41 218V220H43ZM49 218V217H47ZM47 218H45L44 220L46 221ZM67 218H64V219H67ZM80 218V217H79ZM108 218V217H107ZM108 218V219H109ZM201 218V217H200ZM200 218H195L194 221H196L197 219V222H200L201 220L198 221V219ZM217 218V217H216ZM219 218V217H218ZM221 218V217H220ZM219 218V219H220ZM242 218V219H243ZM248 218V217H247ZM246 218V220H247ZM252 218V217H251ZM254 218V219H255ZM1 219V218H0ZM1 220L3 221L2 223H0L1 225H4V221L5 220ZM28 219V217L26 218ZM54 219V218H53ZM52 219V220H53ZM57 221H59L58 219L59 218H56ZM97 219V218H96ZM96 219H92L93 221L96 220ZM106 219V218H105ZM225 220V218H223ZM227 219V217H226ZM227 219V221H228ZM238 219V220H237ZM242 219H240L242 221ZM34 220V219H33ZM32 220V221H33ZM34 220V221H35ZM81 220V219H80ZM98 220V219H97ZM101 220V223H102V220L103 219H100ZM98 220V223L99 221ZM188 220L189 221V226H187L185 223V221ZM215 220V219H214ZM213 220V221H214ZM222 221V219H220ZM251 220V219H249ZM248 220V221H249ZM0 221V222H1ZM24 221H27L24 219ZM29 222H31L30 220H28ZM33 221V222H34ZM44 221V222H45ZM48 221V220H47ZM54 221V220H53ZM63 221V219H62ZM69 221V220H67ZM73 221V220H72ZM79 221V220H78ZM78 221H76L77 223H79ZM18 222H16V224L18 226H21L20 223H24V222H20L18 224ZM38 221H36L35 223H37ZM42 222V221H40ZM52 222V221H50ZM60 222H61V217H60ZM70 222V221H69ZM83 222V221H82ZM91 222V221H90ZM202 222V221H201ZM245 222V221H243ZM242 222V226L245 224ZM253 222V220H252ZM6 223V221H5ZM64 223V222H63ZM66 223V221H65ZM72 223V222H71ZM89 223V222H88ZM87 223V224H88ZM262 223V222H261ZM7 226L5 227H9L8 226V223H6ZM27 223L25 222V225ZM29 225H31L30 223H28ZM26 225L27 227L29 225ZM37 224H40V223H37ZM43 226L45 223H42ZM51 225V223H48ZM54 225L57 224L56 223H53ZM74 224V222H73ZM81 224H85V223H81ZM94 224H97L96 222ZM93 224V225H94ZM105 224V222H104ZM199 224V223H198ZM202 224V223H200ZM206 225H208L207 223H205ZM214 224V223H213ZM219 222L217 223L216 222V225H218ZM225 224L228 225V223L225 222ZM247 224V223H246ZM254 224V223H252ZM257 224V223H256ZM33 225V224H32ZM31 225V230L32 232L34 231L33 229V226L35 227V224L32 226ZM41 225V224H40ZM59 225H63L62 223ZM76 226V224H74ZM99 225V224H97ZM103 225V224H102ZM101 225V227H102ZM223 225H224V222H223ZM230 225V224H229ZM249 225V224H248ZM251 225V224H250ZM249 225V226H250ZM264 225V223H263ZM18 226H16L18 228ZM23 226V225H22ZM37 226V225H36ZM39 226V225H38ZM46 226V225H45ZM49 226V225H48ZM52 226V225H51ZM63 226H68L67 225H63ZM69 226H71L69 224ZM73 226V227H75ZM100 226V225H99ZM98 226V227H99ZM105 226L103 227L102 230H104ZM197 226V225H195ZM200 226V225H199ZM255 226V225H253ZM260 227L262 225H259ZM1 227V226H0ZM25 227V226H24ZM23 227V228H24ZM26 227V228H27ZM57 227V226H56ZM60 227V226H59ZM87 227V226H86ZM96 228L94 227L93 230L99 229L100 228ZM191 227V228H190ZM201 227V226H200ZM218 227H220L218 225ZM217 227V228H218ZM225 227V226H224ZM227 227V226H226ZM232 227L230 226V230H232ZM245 227V226H244ZM243 227V228H244ZM248 229L249 227L246 226ZM251 227V226H250ZM264 227V226H263ZM3 228V226H2ZM11 228H14V230L16 229L15 227H11ZM10 228V229H11ZM20 228V227H19ZM15 232L11 231L12 233H15L19 234V229ZM22 228V229H23ZM30 229V227H28ZM27 228V230H28ZM37 227H35L36 229ZM42 227H38L37 229H39ZM45 228V227H43ZM47 228V226H46ZM63 229V227H61ZM60 228V229H61ZM68 228V227H66ZM72 228V226H71ZM195 228V227H194ZM212 228V227H211ZM221 228V227H220ZM220 228L218 230H220ZM223 228V227H222ZM221 228V229H222ZM228 228V227H227ZM241 228V225L240 227ZM252 228V227H251ZM10 229L8 230V232L10 231ZM53 229V227H52ZM51 229V230H52ZM54 229H56L54 227ZM69 229V228H68ZM78 229V228H77ZM87 229V228H86ZM92 229V227L90 228ZM198 229V227H197ZM204 230H206V227L204 228ZM202 229V230H203ZM208 229V228H207ZM214 229V227H213ZM228 229V230H229ZM237 229V228H236ZM236 229L233 228V232L237 231ZM262 229V228H261ZM13 230V229H11ZM24 230V229H23ZM44 232L47 231V229H43ZM50 229H48V232H49ZM58 227L56 230H54L53 233L51 234H48V235H52L55 233V236H56V233L58 232ZM71 230V229H69ZM85 230V229H84ZM83 230V231H84ZM89 230V229H87ZM100 230V231H102ZM209 230V229H208ZM229 230V231H230ZM239 230V229H238ZM246 230V229H245ZM253 230V229H251ZM263 230V229H262ZM261 230V232H262ZM1 231V230H0ZM4 231V230H3ZM22 231V230H21ZM36 231V230H35ZM40 233H42L41 231L42 230H39ZM38 231V232H39ZM57 231V232H55ZM66 231V232H65ZM64 232L67 233L68 230H65ZM92 231V230H91ZM97 231V232H98ZM99 231V232H100ZM118 231V232H119ZM223 231V230H222ZM224 231H226V228H224ZM224 231L222 233V235H224ZM241 233L243 231V234H245L244 230H240ZM248 230H246V233H247ZM9 232V234L11 233ZM23 232V231H22ZM25 232V231H24ZM28 232V231H26ZM25 232V233H26ZM31 231H29L30 233ZM37 232V234H39ZM43 232V233H44ZM62 232V233H64ZM69 232V231H68ZM87 232V231H85ZM105 232V231H104ZM103 232V233H104ZM202 232V231H201ZM204 232V231H203ZM220 232V231H218ZM6 233V232H5ZM11 233V234H12ZM23 233V235L25 234ZM36 234V232H34ZM47 233V232H46ZM46 233H44L46 235ZM50 233V232H49ZM102 233V234H103ZM190 233V235H189ZM208 233V232H206ZM211 233V231H210ZM220 233V235H221ZM226 233V232H225ZM230 232H228L229 234ZM241 233H238L236 232V236H234L232 239H236V237H242V234ZM251 234H253L252 232H250ZM247 234V235H250ZM255 233V232H254ZM263 233V232H262ZM10 234V235H11ZM15 234H12V235H15ZM22 233H20L21 235ZM28 234V233H27ZM26 234V235H27ZM33 234V233H32ZM31 234V235H32ZM33 234L32 237L34 238L36 235ZM44 234H40L41 236H43ZM61 234V233H59ZM68 234V233H67ZM93 234V233H92ZM95 234V233H94ZM93 234V235H94ZM105 234V233H104ZM103 234V235H104ZM111 234V236H110ZM202 234V233H201ZM205 234V232H204ZM215 233H213L214 235ZM218 234V233H217ZM228 234H226V236H228ZM259 234V233H258ZM72 235V234H70ZM98 236H100L101 234H97ZM102 235V237H97L99 239H103L104 241V244H107L108 245V242L105 243V240H104V236ZM115 235V234H114ZM118 235V234H117ZM207 235V234H206ZM212 235V236H213ZM232 233L229 234V236H231ZM19 238L20 236L17 235ZM22 236V235H21ZM29 236V234H28ZM47 236V235H46ZM54 235H52V239H55L53 237ZM61 236V235H60ZM85 236V235H84ZM87 236V234H86ZM96 236V234H95ZM105 236V237H106ZM123 236V235H122ZM209 236V234H208ZM207 238H210L208 237ZM216 236H219V235H216ZM245 236V235H244ZM251 236V235H250ZM257 236V235H256ZM3 237V236H2ZM17 237V238H18ZM24 237V236H23ZM22 237V238H23ZM26 237V236H25ZM25 237L23 239H25ZM31 237V238H32ZM39 237V235H38ZM36 236V238H38ZM65 237V236H64ZM77 237V236H76ZM80 237V236H79ZM92 237V236H91ZM214 237V236H213ZM232 237V236H231ZM247 237V236H245ZM253 237V236H252ZM16 238V237H15ZM18 238V240H20ZM30 238V239H31ZM45 238V237H44ZM43 238V239H44ZM49 238H51V236H49ZM75 238V236H74ZM73 238V239H74ZM83 240H84V237L82 236ZM87 237H85L86 239ZM88 238L90 240V235H88ZM93 238V237H92ZM96 238V237H95ZM108 238V237H107ZM119 238V236H118ZM130 238V236H129ZM218 238V237H216ZM220 238L222 239V237L220 236ZM230 238V237H229ZM228 238V239H229ZM243 238V237H242ZM241 238V240H242ZM249 239V237H247ZM263 238V237H262ZM12 239V238H11ZM29 239V240H30ZM60 239V238H59ZM69 239V238H68ZM67 239V240H68ZM80 240V238H77ZM76 239V240H77ZM120 239V238H119ZM123 239V238H122ZM122 239L121 240H118L120 243H122ZM202 239H206V238H202ZM231 239V241H232ZM240 239V238H239ZM9 240V239H8ZM36 240V239H34ZM32 240V241H34ZM45 240V239H44ZM41 239V243H43V241ZM62 241V239H60ZM59 240V241H60ZM64 240L63 242H69V240ZM87 240V239H86ZM108 240V239H107ZM128 240V239H127ZM210 240V239H208ZM207 240V241H208ZM216 240V239H215ZM237 240V239H236ZM243 240H246V239H243ZM252 238H250L249 241H251ZM3 241V240H1ZM11 241V240H10ZM14 242H17L15 240H13ZM11 241V243L13 242ZM25 241V240H23ZM22 241V242H23ZM28 241V238L26 239V242ZM31 241V242H32ZM49 242V239L47 240L46 239V242ZM51 241V239H50ZM56 241V239H55ZM57 241V242H59ZM74 241V240H72ZM82 241V239H81ZM92 243L94 242L93 239L91 240ZM90 241V242H91ZM96 241L98 240H95V246H96ZM101 241V240H99ZM99 241L97 242L99 244ZM109 241V240H108ZM221 241V240H220ZM235 242V240H233ZM238 241V240H237ZM261 241V240H260ZM259 241V242H260ZM20 241V243H22ZM37 242V240H36ZM36 242L34 243V247L36 246ZM38 244H40V241L38 240ZM56 242V244H57ZM79 242V241H77ZM89 241H82L81 243L79 244H82V245H79L80 247H84L85 248V252H86V248L90 245ZM130 242L128 243V246L130 244ZM214 242V241H213ZM217 242V241H215ZM214 242V243H215ZM242 242V241H241ZM246 242V241H244ZM258 242V240L256 241V243ZM19 243V241L17 242V244ZM20 243H19V246L17 244H15V246L17 245V248L16 250L18 249V247L20 248ZM29 245L28 247L30 246V242H28ZM26 243V246L27 244ZM71 243V238H70V242L69 244ZM76 243V241H75ZM127 243V241H126ZM212 243V242H211ZM220 242H218L219 244ZM221 243H224V239H223V242ZM220 243V244H221ZM226 243H228L226 241ZM236 243V242H235ZM247 243V242H246ZM249 243V242H248ZM253 243V242H251ZM250 243V244H251ZM10 244V242H9ZM25 244V243H24ZM23 244V246H24ZM33 244V242L31 243ZM61 244V243H60ZM64 245H66L65 243H63ZM61 244V245H63ZM77 244V243H76ZM102 244V246H99L100 247H103V242L100 243V245ZM125 245V242L123 243ZM204 244V243H203ZM206 244V243H205ZM239 244V242H238ZM22 245V244H21ZM54 245V243H53ZM53 249L55 248V245L53 246ZM71 245H74V244H71ZM113 245V243H112ZM111 245V246H112ZM208 245V244H207ZM206 245V246H207ZM216 246V244H214ZM223 245V244H221ZM227 245V244H226ZM228 245H230L228 243ZM242 245V243L240 244V246ZM264 245V243H263ZM262 245V246H263ZM33 246V245H32ZM38 246V245H37ZM36 246V247H37ZM49 246V247H51ZM94 246V245H93ZM127 246V244H126ZM127 246V248H128ZM200 246V244L198 245V247ZM202 247H206L205 245H201ZM211 246V245H210ZM220 246V245H219ZM234 246V244L232 245ZM256 246V245H255ZM7 247V246H6ZM5 247V248H6ZM10 247V246H9ZM12 247V246H11ZM14 247V246H13ZM51 247V248H52ZM72 247V246H71ZM106 247V245H105ZM189 247H191L189 245ZM196 247V246H195ZM197 247V248H198ZM203 247V248H204ZM209 247V246H208ZM213 247V246H212ZM211 247V248H212ZM237 247V245H236ZM245 247V246H244ZM251 247V245L249 246ZM248 247V249H249ZM22 248V247H21ZM30 248H32L30 246ZM50 248V249H51ZM61 249H64V247H59ZM57 247V249H59ZM67 248V247H66ZM65 248V249H66ZM78 248V247H76ZM81 251H83V249ZM93 248V247H92ZM91 248V245H90V249ZM96 248V247H95ZM107 248V247H106ZM114 249L116 251L115 248H119V246L117 247V245L115 246V248L112 246L111 249ZM121 248V247H120ZM192 248V247H191ZM194 248V247H193ZM200 248V247H199ZM210 248V249H211ZM215 248V247H214ZM217 248V246H216ZM226 248V247H225ZM224 248L223 251H226ZM228 248V247H227ZM230 248V247H229ZM243 248V247H241ZM8 249H12V248H8ZM23 249V248H22ZM22 249L21 252L23 251ZM37 249V248H36ZM40 249V248H38ZM56 249V248H55ZM54 249V250H55ZM60 249V250H61ZM64 249V250H65ZM70 249V248H69ZM67 249V250H69ZM97 249V248H96ZM112 249V251H113ZM123 249H124V246H123ZM196 249V248H194ZM209 249V248H208ZM221 248H217V250H220ZM236 249V248H235ZM244 249V248H243ZM243 249L241 252H243ZM247 249V248H246ZM247 249V250H248ZM253 249V248H252ZM251 249V250H252ZM255 249H257L255 247ZM253 249V250H255ZM260 249V248H259ZM19 250V249H18ZM20 250L17 251L20 253ZM59 250V251H60ZM74 253L78 251L77 250H74V249H71ZM99 250V249H98ZM101 250V249H100ZM108 250V248H107ZM109 250H110V247H109ZM108 250V254H110ZM126 250V249H125ZM191 250V249H190ZM197 250V249H196ZM212 250L214 251V249L212 248ZM222 250V249H221ZM231 250V248H230ZM234 250V249H233ZM238 250V249H236ZM240 250V249H239ZM12 251H15L12 250ZM11 251V252H12ZM32 251H33V248H32ZM36 251V250H35ZM34 251V252H35ZM47 251H48V247H47ZM70 251V250H69ZM80 249H79V252L75 253L76 255L78 253H81ZM90 250H88V258H86L87 260H91V264H92V259H89L91 258V256L89 254H91L89 252ZM97 251V250H96ZM102 251V250H101ZM104 251V250H103ZM118 251V250H117ZM129 251V249H128ZM201 250H198L199 253H202L200 252ZM204 251V250H203ZM207 251V250H206ZM210 250H208L209 252ZM212 251V252H213ZM229 251V249H228ZM235 251V250H234ZM246 251V250H245ZM250 251V250H248ZM245 252L246 254L248 253ZM257 251V250H256ZM8 252V251H7ZM10 252V254H11ZM16 252V253H17ZM38 252H42L43 253V250H39ZM50 252V251H49ZM53 252V251H52ZM50 252V254L52 253ZM61 252V251H60ZM60 252L57 254L58 255H61ZM63 252V250H62ZM61 252V253H62ZM98 252V251H97ZM106 252V251H105ZM114 252V251H113ZM111 252L112 255H120V253L118 254H115ZM123 252V250H122ZM127 253V251H125ZM192 252H194L192 250ZM221 252V251H220ZM237 252V251H235ZM234 252V253H235ZM252 252V251H251ZM250 252V253H251ZM255 252V251H254ZM9 253V252H8ZM30 253H33V252H30ZM57 253V252H56ZM84 253V252H82ZM99 253V252H98ZM102 253V252H101ZM100 253V254H101ZM106 253V254H107ZM214 253V252H213ZM218 252H215V254H217ZM228 253V252H227ZM233 253V254H234ZM13 254V253H12ZM22 254V253H21ZM21 254L18 255V257H21ZM41 255V253H36V255ZM47 253L45 252V254L43 255H46ZM68 254V252H67ZM73 254V253H72ZM93 254V253H92ZM94 254L95 253V250H94ZM107 254V255H108ZM110 254V255H111ZM125 254V253H124ZM189 254V253H188ZM191 254V252H190ZM193 254V253H192ZM191 254V256H192ZM196 254V253H195ZM223 254V253H222ZM232 254V252H230V255ZM240 254V253H239ZM244 254V253H243ZM34 255V254H33ZM63 255H64V252H63ZM66 255V253H65ZM64 255V257H66ZM80 256L82 254H79ZM78 255V256H79ZM85 255V254H83ZM203 255V254H202ZM206 255V253L204 254ZM226 256V253L224 254ZM242 255V254H241ZM261 255L260 257H263L264 258V247L261 249ZM8 256V255H7ZM10 256V255H9ZM8 256V257H9ZM14 256V255H13ZM12 255L10 256L13 257ZM17 256V255H16ZM15 256V257H16ZM56 256V257H57ZM74 256V254L72 255V257ZM97 256V255H96ZM102 256V255H101ZM124 256V255H123ZM191 256L190 259L191 260ZM200 256V254H199ZM210 256V255H209ZM212 256V255H211ZM217 256V255H215ZM223 256V257H225ZM228 256V255H227ZM226 256V257H227ZM235 256V255H234ZM233 255L231 257H234ZM238 257V255H236ZM246 256V255H245ZM244 256V258H245ZM13 257V258H15ZM36 257V256H35ZM42 257V256H40ZM39 257V258H40ZM63 256L61 258L63 259H67L69 258V255L67 258H64ZM87 257V256H85ZM93 257V256H92ZM104 257V255H103ZM113 257V256H112ZM122 257V256H121ZM189 257V256H188ZM193 257V256H192ZM221 257V255L219 256ZM221 257V258H223ZM241 257V256H239ZM238 257V259H239ZM8 258V261L11 263L12 259ZM22 258V257H21ZM21 258H17L16 257V260L18 259L20 261V263L22 264L21 261H23V259L21 260ZM37 258V257H36ZM35 258V260H36ZM44 258V257H43ZM74 258V257H73ZM72 258V259H73ZM81 258V257H80ZM84 258V257H83ZM109 258H111L109 256ZM107 260V262H109L111 259ZM116 259V256L114 257ZM124 258V257H123ZM212 258L214 259V257L212 256ZM217 259V257H215ZM249 258V257H248ZM257 258V257H256ZM259 258V257H258ZM7 259V257H6ZM11 261H10V260ZM38 259V258H37ZM42 259V258H41ZM53 259V258H52ZM58 259H60L58 257ZM71 259V260H72ZM77 259L78 257L76 256V261H73V262H68L70 260H66V263H75L77 262ZM98 258H96L97 260ZM199 259V258H198ZM206 259V258H205ZM208 259V258H207ZM219 259V258H218ZM223 259H226V258H223ZM227 259H230L229 256ZM233 259V258H232ZM17 260V261H18ZM51 259L49 257V260L47 262H49ZM54 260V259H53ZM85 260V259H84ZM86 260V261H87ZM189 260V261H190ZM212 259H210V262ZM215 260V259H214ZM221 260V259H219ZM218 260V262H220ZM237 260V259H236ZM241 260H243L241 258ZM245 260V259H244ZM260 260V258H259ZM258 260V261H259ZM6 261V263L8 262ZM15 259H13V263H14ZM19 261H18V264H19ZM63 261V260H62ZM65 261V260H64ZM79 261V260H78ZM81 261V260H80ZM79 261V263H76V264H80L81 262ZM102 261V260H101ZM100 261V262H101ZM105 261V259H104ZM112 261H115L114 259ZM188 261V262H189ZM222 261V260H221ZM225 261V260H224ZM228 261V260H227ZM226 261V262H227ZM256 261V259H255ZM5 262V261H4ZM8 262V263H9ZM26 262V261H25ZM23 263V264H27V263ZM84 262V261H83ZM83 262L81 264H83ZM95 264H96V261L94 260ZM93 262V263H94ZM99 262V259L98 261ZM103 262V261H102ZM101 262V263H102ZM125 262V261H124ZM192 262V261H191ZM205 262V260H204ZM215 262V261H214ZM223 262V261H222ZM229 262V261H228ZM227 262V264H228ZM238 262H240L238 260ZM247 262V261H246ZM261 262V261H260ZM12 263V264H13ZM34 263H40V262H34ZM33 263V264H34ZM44 263V262H43ZM55 263V262H54ZM90 263V262H89ZM190 263V262H189ZM235 263V262H234ZM256 263V262H255ZM42 264V263H40ZM46 264V263H44ZM60 264V263H59ZM85 264V263H84ZM102 264H105L102 263ZM110 264V263H108ZM120 264V263H119ZM126 264V263H125ZM196 264V263H195ZM208 264V263H206ZM212 264V263H210ZM214 264H217V263H214ZM224 264V263H223ZM231 264V263H230ZM258 264V263H257Z\"/></svg>","mask_w":264,"mask_h":264},{"label":"rangeland","instance_id":"rangeland-1","mask_svg":"<svg viewBox=\"0 0 264 264\" xmlns=\"http://www.w3.org/2000/svg\"><path fill=\"white\" fill-rule=\"evenodd\" d=\"M169 0H163V2L161 1V6L160 7H162L163 8V10H164V7H165V5L167 4V2H168ZM54 2V3H53ZM166 2V3H165ZM111 3H110V0H109V3H106L105 2V0H0V120H1V122H0V131L2 132H0V134L2 135H0V176H2L1 178H0V203H2V205H4L5 203L7 204L8 203V201L9 202H11V203H9L8 205H6V206H8L7 208L5 207V205L3 206L4 208H1L2 206H1V204H0V213L2 214V217H1V215H0V221L1 220H3L4 218L3 217H5V221H6V223H8V226L9 227H5V226H7V224L5 223V221H4V225H1L0 224V264H12L13 263V259H15V261H14V263L13 264H18V261L20 260L19 258H21V260L23 259V261H21L22 262V264L25 262V263H27V264H33L34 262H40V263H42V264H44V263H46V264H70L71 262H73V261H76L75 259H76V256L78 257V259H77V262H75V263H72V264H76V263H79V261L82 263L83 261V264L85 263V264H91V260H87L86 258H88V250H90L89 252L91 253V254H89L90 256H91V258H89V259H92V261L94 262V260L96 261V264H102V263H104L105 262V264H108V263H110V264H129L127 261H126V258H127V256L129 255V253H130V248H132V246H131V242H132V240L135 238V236L137 237L139 234L138 233H135L136 235L135 236H133L134 234H132V235H126L125 233H122L121 232V234H119L120 233V231L118 232V231H116L114 234H112L114 237H113V240L115 241V239H116V244H115V242H112L111 240L112 239H109L110 237L109 236H106V235H109V234H107L108 232H109V230H106L107 228H108V224H110L111 223V217H110V214H108L107 212L106 213H104L103 214V209L101 210V208L103 207V204L101 203L102 201H100V199L98 198V194L96 193L97 192V186H98V184H94L93 182H94V179L92 178V175H91V172H92V174H93V172H96V171H98V169H96V168H98V166H99V164H102V162H103V164H102V167H104V165L106 166V164L105 163H107L108 162V160H110V159H113V158H118V156H119V154H118V152L120 153V151H117L118 150V148H117V141H118V139L115 137V136H113V130H109L108 128H110L109 127V125H111V119L109 118V115H108V112H110V113H112L111 111H110V108L109 107H111V105L110 106H106L105 104H104V102H103V100L104 99H106V98H108V97H111V96H114L115 98H117L119 95H121V93H122V90H120L119 88H117V86H116V84H115V78H114V81L112 82V85L113 86H111V88L109 89L111 92H108V91H105V90H102V86H103V78L107 75V68L103 65V62H102V60L101 59H97V64H96V62L94 61L93 62V59H90L89 58V56L88 55H82L81 54V51L85 48V47H88L91 43H93V42H95V41H100V40H102V39H105V38H101L102 37V35H103V32H105L106 31V29L107 30H110L111 28L113 29V23H112V19H111V17H110V19L109 18H107V19H105V17L107 16V14L106 13H108L109 15H110V13L108 12L109 10L111 11L112 9H110V5ZM163 4H165L164 6H162ZM62 6V7H61ZM158 6V8H157V10L158 9H160L158 12L160 13V14H162V8H160ZM65 7V8H64ZM103 10L104 9V11L106 12L105 13V16H103L102 18H100V15H99V11L100 10ZM50 11V12H49ZM45 16V17H44ZM111 16V15H110ZM89 20H90V22H97V20L100 22L99 24V27H98V29H93V30H91V32L90 33H86L85 35H84V37H82V38H77L76 37V35H74L75 34V32L76 31H78L79 30V28L81 27V26H83V25H85L86 24V22H89ZM103 20V21H102ZM3 22V23H2ZM48 24V25H47ZM152 25L150 24V27H151ZM40 30V31H39ZM47 31H49V32H47ZM47 32V35L46 34H43V33H46ZM26 34V35H25ZM42 35V36H41ZM37 36H38V38L40 39H38L37 38ZM44 36V37H43ZM25 37V38H24ZM48 37H49V39H48ZM34 38V39H33ZM43 38V39H42ZM95 38V39H94ZM30 39V40H29ZM33 39V40H32ZM38 39V40H37ZM97 39V40H96ZM99 39V40H98ZM36 40V41H35ZM41 40H42V42H44V43H42L41 42ZM32 41H34V42H32ZM41 43H42V45H41ZM87 43H89V45L87 44ZM36 44V45H35ZM35 45V46H34ZM39 45L41 46V49L39 50ZM15 49V50H14ZM35 49V50H34ZM2 50V51H1ZM7 51V52H6ZM41 51H44V56H43V52L41 53ZM55 51V52H54ZM35 52V53H34ZM40 54H39V53ZM26 53V54H25ZM37 53V54H36ZM34 56H33V55ZM39 54V55H38ZM59 54V55H58ZM37 57H36V56ZM42 55V56H41ZM42 57V59L40 58V57ZM34 57V58H33ZM46 59H45V58ZM50 57V58H49ZM58 57V58H57ZM36 58V59H35ZM38 58H39V61H38ZM97 58V57H96ZM41 59V60H40ZM37 61H38V64H36L37 63ZM42 61V62H41ZM44 62H45V64H44ZM58 62V63H57ZM60 62V63H59ZM31 63V64H30ZM40 63V64H39ZM50 63V64H49ZM64 63V64H63ZM57 64H58V66L59 67H57ZM29 65H31V66H29ZM33 66V67H32ZM38 66V67H37ZM70 66V67H69ZM173 66V65H172ZM10 67V68H9ZM29 67H31V68H29ZM44 67H47V69H45ZM48 67H50V69L48 68ZM104 67V68H103ZM170 68V70H169V68ZM174 67V66H173ZM173 67H171V66H167V67H165L166 69H164L163 70V78H162V81H163V83L167 86V87H171L172 85H173V83H175V81L177 82V78H175V77H177V76H175L172 72H174L173 70H174V68ZM42 68V69H41ZM51 68L54 70H52V71H50L51 70ZM55 68V69H54ZM60 68V69H59ZM65 68V69H64ZM173 68V69H172ZM29 69H32V72L29 70ZM34 69V70H33ZM37 69V70H36ZM41 69V70H40ZM56 69H57V71H56ZM168 69V70H167ZM45 70V71H44ZM48 70H49V72H48ZM172 70V72H171V74H169L170 72L169 71H171ZM34 71V72H33ZM35 71L37 72V74L35 73ZM40 73H39V72ZM44 72V76H47L46 78L43 76V74L42 73ZM54 72V73H53ZM165 72V73H164ZM29 73V74H28ZM47 73H49V74H47ZM53 73V74H52ZM61 73V74H60ZM168 73V74H167ZM33 74V75H32ZM37 75L38 76V78L35 76V75ZM47 74V75H46ZM55 74V75H54ZM89 74H90V76H89ZM40 75V76H39ZM49 75V76H48ZM166 75V76H165ZM171 75V76H170ZM10 78H9V77ZM32 76H35V77H32ZM61 76V77H60ZM87 76H89V77H87ZM29 77H30V79H29ZM40 77H41V80H40ZM51 77V78H50ZM62 77H64V78H62ZM96 77V78H95ZM166 77V78H165ZM168 77L169 78H171V80L170 79H168ZM173 77V78H172ZM14 78V79H13ZM46 79L47 81H48V83H47V81H45L44 82V79ZM67 78V79H66ZM74 78V79H73ZM86 78V79H85ZM32 79H33V81H32ZM51 79V80H50ZM53 79V80H52ZM61 79V80H60ZM65 79V80H64ZM88 79V80H87ZM169 81H168V80ZM174 79H175V81H174ZM40 80V81H39ZM43 80V81H42ZM50 80V81H49ZM173 80V81H172ZM39 81V82H38ZM42 81V82H41ZM53 81V82H52ZM86 81V82H85ZM35 82V83H34ZM53 83V84H51V83ZM59 82V83H58ZM76 82V83H75ZM98 82V83H97ZM171 84H170V83ZM32 83V84H31ZM41 83H43L42 85H44L43 87L41 86ZM61 83H63V84H61ZM13 84V85H12ZM29 84V85H28ZM46 84H47V87L49 88V89H51V88H53V89H51V90H49V89H47V87H46ZM58 84H60V85H58ZM65 84H66V86H65ZM169 84V85H168ZM35 85V87H33ZM37 85V86H36ZM53 87H52V86ZM61 85H63V86H61ZM68 85H70V87L68 86ZM87 85V86H86ZM15 86V87H14ZM39 86H41V89H44L45 90V88L47 89V91H49V92H51V94H50V97H47V95L48 94H46L45 95V93H47V91L45 92L44 90H39ZM55 86H56V89H55ZM59 86V88H57ZM101 86V87H100ZM28 87V88H27ZM63 87H64V91H63ZM99 87H100V89H99ZM14 88V89H13ZM32 88H34L33 90H32ZM38 88V89H37ZM66 88H70V90H66ZM17 89V90H16ZM73 89V90H72ZM74 89H75V91H74ZM87 89V90H86ZM15 90V91H14ZM36 90V91H35ZM37 90L40 92L41 91V93L40 94H42V95H40V94H38L37 93ZM54 90H56V91H54ZM60 90V91H59ZM73 92H72V91ZM113 90H114V93H113ZM44 91V92H43ZM63 91V92H62ZM66 91H69V93L68 92H66ZM78 91V92H77ZM13 94H12V93ZM23 92V93H22ZM57 93L56 95H57V97H56V95H55V93ZM70 92L72 93V94H74V95H71L70 94ZM34 93H35V95H34ZM44 93V94H43ZM65 94V93H68L67 95H69V96H67V95H62L63 96V98H62V96H61V94ZM76 93V94H75ZM106 93V94H105ZM8 94H10L9 96H8ZM12 94V95H11ZM33 94V95H32ZM58 94H59V96H58ZM2 95V96H1ZM37 95H39V96H41L42 98H44V97H47L46 99L44 98V102H42L43 101V99H41V97L39 98V96L37 97ZM44 95V96H43ZM73 97V101H72V97ZM82 95V96H81ZM85 95V96H84ZM4 96H6V98L4 97ZM35 96V99L33 98ZM51 96L53 97V98H51ZM67 96V97H66ZM1 97H3V98H1ZM8 97L9 98H11V99H8ZM22 97V98H21ZM57 98V99H55V98ZM78 97V98H77ZM87 97V98H86ZM26 98H28V100L26 99ZM33 98V99H32ZM37 98H39L38 100H36ZM49 98V99H48ZM51 98V99H50ZM62 98V99H61ZM67 98H68V100H67ZM4 99V100H3ZM7 99V100H6ZM47 99H48V101L49 100H51L52 102L50 103V101L48 102L47 101ZM56 101H55V100ZM64 99H66V101H64ZM10 100V101H9ZM25 100L28 102H26L27 104H26V106L27 107H24L25 106ZM37 102H36V101ZM42 100V101H41ZM59 100V101H58ZM62 100V101H61ZM71 100V101H70ZM5 102V104H4V102ZM8 101V102H7ZM39 101H41V102H39ZM58 101V102H57ZM63 101H64V103H63ZM68 101V102H67ZM22 104H21V103ZM29 102H30V104L31 105H29ZM33 102H35V103H33ZM40 104H44V103H47V109L45 108L46 107V104H44V106L43 105H40ZM54 102H56V106L57 107H55V103ZM60 102V103H59ZM61 102H62V104H61ZM71 102V103H70ZM78 102V104L76 105V103ZM88 102H89V104H88ZM36 103H37V106H36ZM49 103V104H48ZM65 103H66V105H65ZM82 103V104H81ZM53 104V108H51L52 105ZM59 104H61V106H64L63 107V109H62V107L59 105ZM70 104V106H72V107H69L68 105ZM84 104V105H83ZM7 105H8V107H7ZM33 105V106H32ZM39 105V106H38ZM50 106V109H49V106ZM59 105V106H58ZM86 105V106H85ZM31 107L33 110L32 111H34L33 113H32V111L30 110L29 112H31L30 114H29V112L27 111V110H29V109H31V108H29V107ZM36 106V107H35ZM42 106V107H41ZM69 107V111L67 112L66 110L68 109V107ZM76 106V107H75ZM34 107H35V109H34ZM45 109H44V108ZM55 107V108H54ZM65 107H66V110L64 111V109H65ZM25 108V109H24ZM29 108V109H28ZM38 108V109H37ZM40 108V109H39ZM44 109L43 111H42V109ZM56 108L57 109H59V110H56ZM79 108V109H78ZM83 108H85V109H83ZM90 108V109H89ZM2 109V110H1ZM52 109V110H51ZM62 109V110H61ZM76 112H81V113H77L78 114V117H76L77 115H75L74 116V114H76L73 110ZM76 109H78V110H76ZM37 111V113H36V111ZM41 112H40V111ZM46 110H47V112H48V110H49V112L48 113H51L53 110H54V117H53V113H51L50 115L48 114V115H46L47 114V112H46ZM3 111V112H2ZM45 111V112H44ZM57 111H59V115H58V112L56 113ZM28 112V113H27ZM41 113L40 115L38 114V113ZM42 112H44V113H46L45 115H44V113H42ZM60 112H64L62 115H61V113ZM65 112H66V114H65ZM72 112V113H71ZM85 112H87L86 114H84ZM117 111H115L114 112V118H117V114L118 113H116ZM26 113V114H25ZM92 113V114H91ZM28 114V115H27ZM34 114V115H33ZM88 114V115H87ZM226 114V109L225 108H222V110L218 113V117H219V119H215L216 121V123L215 122H213V121H211V120H213V119H211V120H209V123H206L205 125H206V128H207V130H208V136L205 138V140L203 141V144H204V151H205V158H204V156H202V160H201V164L202 163H205V164H203V165H201V167H199V165H193L192 167H191V169H190V175L189 176H187V178H186V182H185V184H186V189H188V191H187V197H189V199H188V201L189 200H192L191 201V205L190 206H192V212L193 211H195L194 213H195V217H194V219H192L191 220V218L189 219V217L187 218V219H189V221L190 222H192V223H189V221L188 220H186L185 221V223H189V224H195V225H197V226H195V225H193V229L192 230H194V231H191V237L192 238H195L197 235H198V233H199V235H198V237H196V238H199L200 236H201V241L203 240V243L201 242V243H198L197 245L196 244H193V245H191L190 243L189 244H187L186 246L189 248V249H186V251H185V253L189 256H187V258H186V263L185 264H206V263H208V264H210V263H212V264H214V263H217V264H227V262H228V264H264V258L263 257H260V256H262L261 255V249L264 247V245H263V243H264V225H263V223H264V180H263V182L261 183V187H260V191H261V196L263 197H260L261 199H258V200H262V202H260V201H258L257 200V202H258V204H257V202L256 203H251V204H248L249 205V207H248V205H247V203L248 202H246V201H244V197H243V199L241 200V197H242V195H243V192L240 190V188H239V186L241 185V183H243L242 181L244 180L243 179V175H241V178H239V180L237 179V180H235V182H234V184L233 185H228V179H227V170H228V173L230 172V170L231 171H233V169L235 170V166H237V163L236 164H232V165H230V166H228V167H225V165L223 164V160H224V157H225V155L226 154H228V153H231L232 152V150H234V148H235V145L237 144V139H238V137H239V128H238V123L236 122V121H228V122H224L223 120H222V118H220V117H223L224 115ZM26 115V116H25ZM30 115H32V116H30ZM37 115H39V116H37ZM42 115H44L43 117H42ZM55 115H56V117L57 118H55ZM62 116V117H59L58 118V116ZM73 115V116H72ZM81 117H80V116ZM85 117V115H87V117H85V119L83 118V116ZM6 116V117H5ZM28 116H30V118H28ZM35 116H36V118H37V120L35 119ZM41 116V117H40ZM51 118V117H53L52 118V120L51 119H49V117ZM64 116V117H63ZM2 117V118H1ZM38 117L39 118H43V120H45V119H47L48 121H49V123L47 122V121H43V120H39L38 119ZM67 117V118H66ZM74 117H76L77 119H76V121H75V119H74ZM90 119H89V118ZM73 118V120H71ZM82 118V119H81ZM29 119H30V123H28L29 122ZM35 121V122H33V120ZM55 119H57V122H59V123H57V122H55L56 120ZM59 119V120H58ZM88 121H87V120ZM78 120V121H77ZM82 120H84V122L85 121H87V122H85L86 123V125H84L85 123H82ZM110 120V121H109ZM14 121V122H13ZM37 121H38V123H37ZM40 121V122H39ZM65 121V122H64ZM211 121V122H210ZM12 122V123H11ZM33 122V123H32ZM45 122H47L46 124L47 125H51L50 126V128L45 124ZM75 122V123H74ZM77 122V123H76ZM37 123V124H36ZM52 123V124H51ZM55 123V124H54ZM73 123V124H72ZM80 125H79V124ZM103 123V124H102ZM105 123V124H104ZM231 123V124H230ZM3 124V125H2ZM5 124V125H4ZM25 124H26V126H25ZM27 124H29V125H27ZM34 124V125H33ZM45 124V125H44ZM59 124V125H58ZM76 124V125H75ZM90 124V125H89ZM17 125V126H16ZM32 125V126H31ZM36 125V126H35ZM40 125H41V127H40ZM42 125H44V127H42ZM53 125V126H52ZM75 127H74V126ZM79 125V130H78V132H84V130H85V128H86V131H88V129H89V131L91 130V127H92V130L88 133H86V131L84 132V133H78V132H76L77 131V129H78V126ZM89 125V126H88ZM104 125V126H103ZM225 125H226V127H225ZM233 125H234V127H233ZM237 125V126H236ZM30 128H29V127ZM70 126V127H69ZM81 126H83L84 127V130H83V127L81 128ZM87 126H88V128H87ZM100 126L102 127V128H100ZM33 127V128H32ZM37 127V128H36ZM48 127V129L46 130V131H48L47 133H49L48 135H47V133H46V131L44 132V133H42L46 128ZM61 127V128H60ZM106 127H108L107 129H106ZM230 127V128H229ZM7 133V132H9L12 136H13V134H17V135H19L20 136V138L23 136L24 137V139H23V137H22V139H17V137H19V136H17V137H11V135L9 134V133H5L2 129ZM5 128V129H4ZM11 128V129H10ZM31 128L33 129V130H31ZM44 128V129H43ZM68 128H70L71 129V131L74 133H68V132H71L70 131V129H68ZM77 128V129H76ZM236 128H238V129H236ZM37 129H38V131H37ZM68 131H66V130ZM76 129V130H75ZM81 129V130H80ZM9 130V131H8ZM13 130V131H12ZM15 130V131H14ZM27 130H29V131H27ZM31 130V131H30ZM40 130H42V131H40ZM51 130V131H50ZM53 130H55V131H53ZM65 132H64V131ZM75 130V131H74ZM83 130V131H82ZM104 130V131H103ZM106 130V131H105ZM109 130V131H108ZM212 132H211V131ZM234 130V131H233ZM262 130V129H261ZM26 131V132H25ZM37 131V132H36ZM96 131V132H95ZM98 131V132H97ZM12 132V133H11ZM27 132H29V133H27ZM30 132L32 133V135H29V137L30 138H27V136H25L26 134H30ZM35 132H36V135H35ZM51 132V133H50ZM60 132V133H59ZM6 134V136H7V138H5L6 136H4V134ZM34 133V134H33ZM37 133H39L38 134V136H37ZM46 133V134H45ZM63 133L65 134V136L63 135ZM68 133V134H67ZM86 133V134H85ZM98 135H97V134ZM210 133V134H209ZM211 133H212V135H211ZM9 134V135H8ZM15 134V135H16ZM42 134H45V136L44 135H42ZM55 136H54V135ZM67 134V135H66ZM70 134V135H69ZM84 134H85V136H84ZM88 134V135H87ZM89 134L91 135V136H89ZM104 134V135H103ZM120 134V133H119ZM218 134V135H217ZM41 135V136H40ZM51 135V138L52 139H49L50 136ZM58 135V136H57ZM62 135V136H61ZM79 135L82 137V135L84 136L83 138H81V137H79ZM101 135H103V136H101ZM215 135L218 137H215ZM33 136H35L36 138L34 139V137ZM48 136V137H47ZM61 136V137H60ZM70 136V137H69ZM88 136V137H87ZM92 136H94V137H92ZM101 136V138H99ZM212 136V137H211ZM216 138V139H214V137ZM25 137L27 138V139H25ZM31 137H32V140H38L39 138V140L37 141L38 143H39V145H37L38 143L35 141V142H32L31 141ZM37 137H39V138H37ZM47 137V138H46ZM53 137H55V139L53 138ZM59 137V138H58ZM63 137H66V138H64L63 139ZM79 137V138H78ZM86 137V138H85ZM233 137H234V140H233ZM3 138V139H2ZM9 138H12V139H9ZM43 138H44V141H43ZM58 138V139H57ZM68 138V139H67ZM71 138V139H70ZM73 138V139H72ZM90 140H89V139ZM91 138H94V139H91ZM97 140H96V139ZM107 138H109L108 140H110L111 139V141H109L108 142V140H106ZM212 138V139H211ZM15 139H17V140H15ZM47 139V140H46ZM70 139V140H69ZM79 139H81L80 141H79ZM84 139H86V141H84ZM87 139H88V141L90 142H93L92 143V147H90L89 145H90V143L87 141ZM115 139V140H114ZM214 139V140H213ZM22 140V141H21ZM25 140H27L28 142H26ZM52 140V141H51ZM54 140L57 142L58 140H59V142L60 141H62V143H61V145L58 143H55L54 142ZM64 140H66L67 142H65ZM68 140H69V142H68ZM71 140H73L72 142H73V144L74 145H72V143H71ZM84 141V143H83V141ZM104 141V142H102V141ZM213 140V141H212ZM9 141H10V143H9ZM26 142V144H29L30 143V146L28 145H26V144H24L25 142ZM49 141V142H48ZM78 143H77V142ZM97 141V142H96ZM106 141V142H105ZM116 142V143H114V142ZM24 142V143H23ZM44 142V143H43ZM54 142V143H53ZM64 142V143H63ZM82 142V143H81ZM86 142H88L87 144H88V146H89V148H91V149H89V150H86L87 149V144H86ZM95 142V143H94ZM102 142V143H101ZM4 143V144H3ZM22 143H23V146H22ZM32 143H34L33 145H31ZM53 145H52V144ZM67 143H68V145H67ZM69 143L73 146V148H72V146L70 147V149L72 148L73 150L71 151V152H69V150L68 151H66L65 152V149L67 150V148L69 149ZM98 143L100 144L99 146H98ZM107 143H108V146H106L107 145ZM111 143V144H110ZM211 143V144H210ZM10 144V145H9ZM15 144V145H14ZM37 146H36V145ZM46 146H45V145ZM57 144V145H56ZM77 144V145H76ZM78 144H80V145H86L87 147H85V145H84V151H86L85 153L82 151V150H80V146L78 145ZM233 146H232V145ZM25 145V146H24ZM37 147H35V146ZM62 145H66V146H62ZM79 146L78 148H79V151H82L83 153L80 155L79 154V152H78V149H77V147L76 146ZM208 145V146H207ZM212 145V146H211ZM224 145H225V147H224ZM20 146V147H19ZM22 146V147H21ZM31 146H33L34 148V150L32 149V147ZM38 146H39V148H38ZM41 146V147H40ZM43 146H45V147H43ZM59 146H60V148H59ZM61 146H62V148H61ZM74 146L76 147L75 149H77V150H75L74 149ZM95 146L97 147V148H95ZM100 146L102 147V148H100ZM8 147V148H7ZM26 147H28V149L26 148ZM47 147H48V150L50 151H48V150H46L47 152H45V153H50V154H48L49 156H46V154L45 153H42V151L43 150H45V149H47ZM65 147V148H64ZM98 147L100 148V149H98ZM106 147V148H105ZM232 147V148H231ZM21 150H20V149ZM26 149V150H24V149ZM41 148L43 149L42 151H41ZM53 148V149H52ZM54 148H56V149H54ZM63 148H64V150H63ZM95 148V149H94ZM105 150H104V149ZM209 148L210 149H212V151L211 150H209ZM231 148V149H230ZM6 149V150H5ZM57 149H59L60 151L58 152V150ZM81 149H83V147L81 148ZM93 149H94V151H93ZM99 151H98V150ZM101 149L103 150V152L105 151H107L106 149H108V153H106V158H108V159H106L105 158V156L103 155V152H101L100 153V151H101ZM207 149H208V151H207ZM32 152H31V151ZM52 150H56L57 152H54V151H52ZM98 152H96V151ZM22 151H24V153L22 152ZM39 151H41V153H42V155H40L41 157L43 156V154H45L44 155V157H40V159H41V162H39L40 160H39V157H38V155L39 154H37V153H40ZM73 151H74V153H73ZM93 153H92V152ZM110 151V152H109ZM210 151L212 152V153H210ZM17 152V153H16ZM26 152V153H25ZM36 152V153H35ZM44 152V151H43ZM62 152L64 153V155L62 154ZM69 154H71V155H69L68 156V153ZM89 152H91V154H93L92 155V158L94 159H92V160H90V158H91V154L89 155ZM96 152V153H95ZM208 152V153H207ZM225 152V153H224ZM22 153H23V155H22ZM33 153H34V155H36V156H34L33 155ZM51 153H53L52 155H53V157L54 158H56V160H57V162L60 164H56V160L54 161V158L52 157V155H51ZM56 153H58V154H56ZM59 153H61V154H59ZM65 153H66V155H65ZM88 154V156L89 157H87L86 155ZM100 153V154H99ZM111 153V154H110ZM207 153V154H206ZM18 154V155H17ZM20 154L22 155V156H20ZM31 154V155H30ZM56 154V155H55ZM76 154H79L80 155V157H78V156H75ZM95 154H96V158H95ZM99 154V155H98ZM16 155V158L14 157V156ZM30 155V156H29ZM51 155V156H50ZM55 155V156H54ZM101 155H103V156H101ZM110 155H112V157L110 158V157H108V156H110ZM113 155H114V157H113ZM207 155H208V157H207ZM214 155H216V156H214ZM17 156H20V157H17ZM25 156V157H24ZM57 156V157H56ZM59 156V157H58ZM64 156H65V161L63 160L64 159ZM71 156V157H70ZM74 156V157H73ZM84 156H85V159H84ZM100 156V157H99ZM218 156H219V161H218ZM9 157H11V158H9ZM24 157V158H23ZM27 157H28V160H27ZM33 159H32V158ZM49 157V158H48ZM50 157L51 158H53V160H52V162L50 163V160H48V159H50ZM73 157V158H72ZM77 158V160H76V158ZM98 157H99V160H100V162L98 163L97 161H98ZM103 157V158H102ZM15 158V159H14ZM38 158V159H37ZM48 158V159H47ZM58 158H59V160H60V158H61V162L63 163H60V161L58 160ZM68 158H71L72 159V161H69L70 159H68ZM80 158V159H79ZM223 158V159H222ZM8 159V160H7ZM12 159H14V160H12ZM25 159V160H24ZM30 159V160H29ZM32 159V160H31ZM37 159V161H35V160ZM67 159V160H66ZM79 159V160H78ZM83 160V166H82V160ZM115 159H114V161H115ZM206 159V160H205ZM11 160V161H10ZM21 160V161H20ZM22 160H24V161H26L27 160V162H23ZM34 160V161H33ZM43 160H44V162H45V164H47L46 166H48V164H50L51 166H52V168L53 169H51V168H49V167H46L45 166V164L43 163ZM76 160V161H75ZM105 160H107V162L105 161ZM210 160V161H209ZM18 161V163H16ZM33 161V162H32ZM78 161H79V164L82 166V169H81V166L78 164ZM80 161H81V163H80ZM92 161V162H91ZM93 161H96L95 162V164H94V162ZM204 161V162H203ZM208 161V162H207ZM218 161V162H217ZM33 163V165H30V164H32ZM49 162V163H48ZM73 162V163H72ZM89 162H91V163H89ZM105 162V163H104ZM217 162V163H216ZM39 163V164H38ZM56 165H55V164ZM77 163V164H76ZM86 165H85V164ZM87 163H89L90 165H88L87 166ZM215 163L217 164L216 165V168H215ZM20 164V165H19ZM22 164H24V165H22ZM40 164H41V167H39L40 166ZM43 164H44V166H43ZM53 164V165H52ZM72 164H73V166H72ZM97 164V165H96ZM39 165V166H38ZM55 165V167H53ZM61 165H63V166H61ZM75 165V166H74ZM94 167H96V168H94ZM5 166V167H4ZM16 166V167H15ZM22 166V167H21ZM25 166H26V168H25ZM29 166V168L31 169H29V171H31L30 173H29V171H27L28 169H27V167ZM33 168H32V167ZM39 168H37V167ZM50 166V167H51ZM57 166H58V168H59V170H60V172L62 171V170H65V168H66V173L68 172V170H69V174H66L68 177H69V180H70V178H71V181H69L67 178L68 177H64V176H66L65 175V171L62 173H57L58 171V168H57ZM60 166H61V168H60ZM72 166V167H71ZM204 166V167H203ZM233 166V168H231ZM4 168V169H1V168ZM13 168L15 171H12V174H16L15 176L17 177L16 179H17V183H15L16 182V179H15V176L13 177V175L10 173V169L9 168ZM34 167H36L35 169H34ZM69 167V168H68ZM70 167H71V169H70ZM85 167H86V169H85ZM92 169H91V168ZM100 168L99 169H101L102 167H101V165L99 166ZM19 168V169H18ZM24 168V169H23ZM44 171V169H45V171L44 172H48L50 169L52 170V171H55V176L57 177V179H59L60 178V180L58 181L59 183H57V185H56V182H57V180H55V176L54 175H52V173L49 171L47 174H48V176H46L45 174V176L46 177H49L50 178V180H49V178L47 179V180H45L46 178H45V176L43 175V173H42V171L41 172H39V170H41V169ZM44 168V169H43ZM47 168H49L48 170H47ZM54 168H55V170H54ZM64 168V169H63ZM80 168V169H79ZM197 168V169H196ZM200 168V169H199ZM229 168V169H228ZM231 168V169H230ZM23 169V170H22ZM26 169V170H25ZM85 169V170H84ZM96 169V170H95ZM205 169H207V170H205ZM214 169V170H213ZM218 169V170H217ZM9 171V172H6V171ZM12 170V169H11ZM95 170V171H94ZM209 170H211V171H209ZM22 171H24V173H25V171L29 174H27V173H25V174H27L28 176H30L31 177V175H33L32 177H36L37 176V178L36 179H38V181H40V182H38L36 179H34V178H31L30 179V177H28L27 175H26V177L28 178V180H29V182H33L32 184L31 183H28V181H27V183L25 184H23V182H26L25 180H27V178L24 176V173L22 172ZM36 171V172H35ZM77 171V178H79V175H80V179L77 181V178H75L76 177V175H75V172ZM212 171H213V173H212ZM220 171V172H219ZM225 171H226V173H225ZM1 172H5L3 175H1ZM17 172H18V174H17ZM33 172H34V174H33ZM39 172V173H38ZM86 172H87V174H86ZM195 172V173H194ZM11 174V176L9 175V174ZM20 173H21V175H20ZM23 173V174H22ZM32 173V174H31ZM223 173V174H222ZM38 174H40L41 176L39 177V175ZM54 174V173H53ZM72 174V175H71ZM85 174V175H84ZM222 176H221V175ZM5 175V177H3ZM50 175V176H49ZM51 175H52V177H51ZM58 175H60L59 176V178H58ZM61 175H64V176H61ZM88 175V176H87ZM220 175V176H219ZM226 175V176H225ZM11 178H14L13 180L12 179H9L10 177ZM19 176H20V178L23 180L22 181V183H21V181H19L20 179H19ZM26 178H24V177ZM53 176H54V178H53ZM192 176H194V178L192 177ZM196 176V177H195ZM203 176H207L206 178L204 177H201ZM225 176V177H224ZM8 177V179H6ZM42 178L43 177V179L44 180H40L39 178ZM190 177V179L188 180V178ZM198 177V178H197ZM200 177V178H199ZM221 177V178H220ZM224 177V178H223ZM2 178H3V180H5V183H6V180H7V184L5 185L4 184V181H2ZM83 178V179H82ZM84 178H86V179H84ZM195 178H197L196 180H195ZM34 179V180H33ZM54 181H53V180ZM63 179V180H62ZM66 179V180H65ZM76 180V182L77 183H75V180ZM87 179H88V181H87ZM202 179H205L204 181H205V183L207 182V185L203 182V180L201 181ZM224 179V180H223ZM9 180V181H8ZM15 180V182H13ZM32 180V181H31ZM61 180H62V182L63 183H61ZM83 180V181H82ZM91 180V181H90ZM198 180V181H197ZM200 180V181H199ZM218 180V181H217ZM222 180V181H221ZM12 181V182H11ZM42 181H45L44 182V184L46 185H41L42 183ZM51 181H52V183H51ZM74 183H73V182ZM79 181H81V182H79ZM93 181V182H92ZM195 181L197 182V184L195 183ZM215 181L217 182V183H215ZM3 182V183H2ZM47 182H49V183H51V184H49V183H47ZM55 182V183H54ZM68 182L70 183V185H68ZM91 182H92V184H91ZM189 182V183H188ZM200 182V183H199ZM10 183V184H9ZM21 183V184H20ZM38 183V184H37ZM60 183H61V185H60ZM83 183H85V185H86V183L87 184H89V185H84ZM203 183H204V186H206V187H204V186H202L203 185ZM12 184H13V187L15 188V184H16V187H19L20 189H17V191L15 190V192L18 194V195H16V194H14L15 192H14V188L12 187ZM17 184H19V185H17ZM29 184V185H28ZM54 184V185H53ZM59 184V185H58ZM72 184V185H71ZM210 184V185H209ZM217 184V185H216ZM236 184V185H235ZM10 185V186H9ZM27 185V186H26ZM32 187H31V186ZM37 185H40V186H37ZM48 185H49V187H48ZM51 185L55 188V190H56V192H55V190H54V188L52 187L51 188ZM68 185V186H67ZM84 185V186H83ZM234 185H235V187H234ZM237 185H239V186H237ZM4 186V187H3ZM12 187V188H10L11 190H13V191H11V190H8V189H5V187ZM21 186V187H20ZM30 186V187H29ZM41 186H43L44 188L42 189V187ZM70 186H71V189H70ZM93 186V187H92ZM195 186V187H194ZM196 186H197V188H196ZM24 187V188H23ZM26 187H28V192H29V189L31 190L29 193H27V191H26ZM37 187V188H36ZM39 187V188H38ZM47 187V188H46ZM64 188V190H63V193L61 194V191H62V189ZM65 187H67L66 189H65ZM92 187V188H91ZM187 187H189V188H187ZM191 187V188H190ZM202 187V188H201ZM222 187V188H221ZM237 187V188H236ZM3 188V189H2ZM47 190H46V189ZM58 188V189H57ZM95 188V189H94ZM216 188L218 189V192L220 193V195H218L219 193H217V191L215 192V190H216ZM235 190H234V189ZM16 189V188H15ZM23 189V190H22ZM24 189H25V193L24 194H28V196H27V194L24 196V195H22L23 194V191H24ZM36 189H38V190H40V191H38L39 193H40V195H38V197H37V190ZM88 191V192H86V190ZM90 189V190H89ZM194 189V192H192V190ZM202 189L203 190H205V191H203V193H201L202 192ZM214 189V190H213ZM219 189H221V190H219ZM237 189V190H236ZM1 190H3L2 192H1ZM4 190H6V192L4 191ZM22 190V191H21ZM42 190V191H41ZM50 192H49V191ZM52 190H54L53 191V193H52V195L54 196H48L49 198H52V199H50V201H48V197H47V193H49V194H51V192H52ZM191 190V191H190ZM195 190H197V191H195ZM198 190H200L199 192H198ZM212 190V191H211ZM226 190V191H225ZM32 191H34L33 193H32ZM46 191H47V193H46ZM57 191H60L59 193H57ZM66 193H65V192ZM67 191H69L68 193H67ZM82 191L85 193L86 192V199H85V195H84V193H82ZM222 191V192H221ZM5 192V193H4ZM8 192H10V193H12L13 195H15V196H17V198L15 197V196H13L12 194H10V193H8ZM22 193V194H20V193ZM36 192V193H35ZM43 192V193H42ZM55 192V193H54ZM188 192H192L191 194L194 196H192V195H190V193H188ZM196 192H198L197 193V195H199L198 196V198H195V195H194V193L196 194ZM207 192V193H206ZM210 192H213V195L210 193ZM215 192V193H214ZM226 192L228 193V194H226ZM238 192V193H237ZM3 193H4V196H3ZM6 193H8L9 195H12V196H9V198H8V196L7 197H5L7 194ZM38 193V194H39ZM78 193V194H77ZM211 195H210V194ZM217 193V194H216ZM230 193V194H229ZM234 193H236V194H234ZM6 194V195H5ZM20 194V195H19ZM32 194V197L30 196ZM43 194H45L46 196L43 198ZM54 194H56V196L54 195ZM59 194H61L60 195V198L58 197L59 196ZM65 194V195H64ZM216 194V195H215ZM222 194V195H221ZM232 194H233V196H232ZM34 195V196H33ZM36 195V196H35ZM78 195V196H77ZM79 195H82V196H79ZM197 195H196V197H197ZM206 195V196H205ZM214 195H215V197H214ZM219 196V198L218 197H216V196ZM224 195V196H223ZM235 195H237V196H235ZM241 195V197H239ZM5 197V198H2V200H1V197ZM18 196H21V197H19L18 198ZM30 196V197H29ZM64 196H65V198H64ZM69 196H71V198L69 197ZM190 196H192L191 198H190ZM210 196V197H209ZM211 196H212V198H211ZM223 196V197H222ZM10 197H12L13 198V200H11L12 198H10ZM27 197H28V199L29 198H32L33 199V201H31L30 202V199H29V201H28V199H27ZM35 197H37L38 199H42V200H38L37 198H35ZM39 197H42V198H39ZM55 197H58V199H60V200H58V199H56ZM61 197H63V198H61ZM68 197V198H67ZM72 197H81V200H79L81 203H83V200H85L84 201V207H83V204H81L80 202V204H75L74 203V205L75 206H73V203L71 204V205H69L70 204V202L72 201V200H75V198H73L72 199ZM82 197H83V199H82ZM221 197V198H220ZM226 197V198H225ZM236 199V200H234V198ZM239 197V198H238ZM14 198H16V199H14ZM46 198H48V199H46ZM55 198V199H54ZM207 198L209 199V198H211V200H215V198H216V200H218V201H221L222 199L223 200H225V201H223V202H221V203H223L222 204V208H223V206H224V208H223V213H222V210L220 211L219 209H221L220 208V206L218 205L219 203H218V201H212L211 202V200L209 201V200H207ZM225 198V199H224ZM233 198V200H231ZM4 199H6V201L4 200ZM17 199H19V200H17ZM21 199V200H20ZM25 199V200H24ZM31 199V200H32ZM34 199H35V201H34ZM36 199L39 201V202H41V201H45L46 202V204H47V202H49L48 203V205L46 206V204H45V206L46 207H44V205H43V202H41V204H42V206H39V210H38V206H37V204L39 205V202L38 201H36ZM97 199H98V201L100 202V203H98V201H97ZM221 199V200H220ZM5 202H4V201ZM8 200V201H7ZM18 201V203H16L17 201ZM24 200V201H23ZM55 201L56 200V202H57V204H56V202H53V203H50L51 201ZM63 200V201H62ZM93 200L94 201H97V202H94V204H96L97 206H99V210H101V212L99 213V211H98V208H97V211L95 212V213H92L91 212V205H93ZM194 200H196L195 202H194ZM200 201V202H198V201ZM203 200V201H202ZM239 200V201H238ZM13 201H15L14 203H13ZM66 201V202H65ZM92 201V202H91ZM234 202L233 204H232V202ZM243 201V202H242ZM4 202V203H3ZM20 202V203H19ZM26 202H28L26 205H23V203H26ZM62 202V203H61ZM86 202V203H85ZM88 202H89V204H90V206H89V208L87 207V209L85 208L86 206H88L89 204H88ZM207 202H209V204H210V206H209V204L207 203ZM217 202L218 204H216V207H215V203ZM224 202H226V203H224ZM236 202H239V203H236ZM242 202V205L240 204ZM31 203V206H29V204ZM35 203H37L36 205H34ZM188 203V202H187ZM196 203V204H195ZM203 203H205V204H203ZM212 203H213V206H211L212 205ZM220 203V204H221ZM261 203H263V206H261L262 204ZM13 204V205H12ZM19 204V206H22V208L21 209H23L24 211H25V209L27 208V207H29V208H27L26 209V211L24 212L23 210H20V207H18L17 205ZM40 204V205H41ZM49 204H51V206H49ZM55 206H54V205ZM59 204H61V206H59ZM65 204V205H64ZM99 204V205H98ZM102 204V205H101ZM238 204V205H237ZM77 205H78V207H77ZM194 205H195V208H197V209H195L194 208ZM205 205H207L206 207H204ZM217 205H218V207H217ZM226 205V206H225ZM230 205V206H229ZM237 205V206H236ZM240 205V206H239ZM246 205V206H245ZM260 206L259 208L261 209L262 207V210H260L258 207H254V206ZM16 206L18 207V208H16ZM25 206V207H24ZM34 206H35V208L37 209V211H40L38 214H41L42 212L44 213H42L40 216H41V218L43 219V220H41V218L39 217V215L37 214V213H34L35 211V208H34ZM48 206H49V208H48ZM67 206V207H66ZM69 206H70V208H71V212L69 213ZM72 206V207H71ZM197 206V207H196ZM200 206V208H198ZM201 206L202 207H204V208H201ZM245 207V208H243V207ZM252 206L254 207V208H252ZM15 207V208H14ZM31 207H33L34 209H33V214H32V212L30 211L32 208ZM40 207L42 208V209H40ZM51 207V208H50ZM63 207H66V208H63ZM83 207V208H82ZM210 207V208H209ZM212 207H215L214 209H211ZM227 207V208H226ZM229 207H230V209L231 208H233V211H234V209L236 210V212H234V213H237V215L235 214V215H233L232 216V219H231V215H232V212H230V211H227V210H230L229 209ZM9 208V209H8ZM12 208L13 209H16V211L17 210H19V212H21V213H18V211L16 212V211H14V213L16 212L17 213V215H15V218H20V220H22V221H20V222H24L23 224L22 223H20V222H18L19 221V218H18V221L14 218V213L12 212ZM46 208H47V210H46ZM54 208V209H53ZM56 208H58V209H60L61 210V212H59V210L58 209H56ZM67 208H68V210H67ZM76 208V211L74 210ZM206 208V209H205ZM209 209V211H208V209ZM227 210H226V209ZM239 208H241V209H239ZM252 208V209H251ZM5 209H6V215L5 214H3V212L5 211ZM7 209H8V211H7ZM50 211H49V210ZM53 209V210H52ZM64 209V210H63ZM80 209H82V210H80ZM90 209V210H89ZM199 209V210H198ZM211 209V210H210ZM245 209V210H244ZM255 209V210H254ZM4 210V211H3ZM10 210V211H9ZM41 210H42V212H41ZM55 210H57V211H55ZM87 210V211H86ZM89 210V211H88ZM197 210V211H196ZM201 210H203V211H201ZM204 210H205V213H203L204 214V216H203V214H202V212H204ZM216 211V212H213L215 215H213L212 214V212L211 211ZM219 210V211H218ZM244 210V211H243ZM256 210H258V211H256ZM45 211H47V212H45ZM51 211H54L55 212V214L53 213L52 214V212ZM67 211V212H66ZM82 211V212H81ZM189 211V212H188ZM187 212L188 213H190V210H188ZM226 211V212H225ZM253 211H255V213L253 212ZM260 211V212H259ZM7 212H9L8 214L9 215H7ZM10 212H11V215H10ZM28 212V213H27ZM31 212V213H30ZM49 212V213H48ZM51 212V213H50ZM199 212V213H198ZM201 212V213H200ZM231 213V215H230V217L228 216L230 213ZM239 212V213H238ZM259 212V213H258ZM31 214V217H32V219L31 218H29L30 217V214ZM45 213H46V215H47V213L49 214L48 216H46L45 217ZM218 213H220L219 215H218ZM233 213V214H234ZM252 213V214H251ZM20 216H19V215ZM25 214V215H24ZM27 214H29V216L27 215ZM36 214V215H35ZM50 214H52V215H50ZM58 214V217H56V215ZM67 214L69 215V217L67 216ZM72 214V215H71ZM198 214H199V216L200 215H202V216H198ZM217 214V215H216ZM223 214L225 215L223 218H225V220L222 218V216H223ZM261 217V215L260 214H262V216L263 217H259L258 215ZM38 215V216H37ZM42 215H44V216H42ZM95 215H97V216H100V218L99 217H97V216H95ZM210 215V216H209ZM211 215H212V217H211ZM238 215H242V218H243V216L245 215V217L242 219V218H240V219H242V221L239 219V221H240V223H239V226L238 227H236L235 228V225L236 224H233V226L234 227H232V220H233V218L236 216L237 218H238ZM255 215V216H254ZM17 216V217H16ZM66 216V217H65ZM84 216H86V217H84ZM94 216V217H93ZM104 216V217H103ZM256 216H258L259 218H257V220L258 221H255L256 220ZM23 217V218H22ZM28 217V219H26ZM37 217H39V218H37ZM47 217H49V218H47ZM60 217H61V222H60ZM68 217V218H67ZM80 217V218H79ZM84 217V218H83ZM109 219H108V218ZM200 218V219H198V221L199 220H201L200 222H197V219H196V221H194L193 222V220H195V218ZM217 217V218H216ZM222 219V221L219 219ZM226 217H227V219H228V217H229V219H228V221H227V219H226ZM248 217V218H247ZM252 217V218H251ZM35 218H37V220H35ZM45 218H47V220L45 221L44 219ZM54 218V219H53ZM56 218H59L58 220L59 221H57V219ZM64 218H67V219H64ZM100 220V219H103L102 220V223H101V220L99 221V223H98V220ZM106 218V219H105ZM246 218H247V220H246ZM255 218V219H254ZM24 219L25 220H27V221H24ZM35 221H34V220ZM54 221H53V220ZM62 219H63V221H62ZM81 219V220H80ZM92 219H96V220H92ZM215 219V220H214ZM231 219V222L229 221ZM249 219H251V220H249ZM28 220H30L31 222H29ZM34 222H33V221ZM67 220H69V221H67ZM73 220V221H72ZM79 220V221H78ZM214 220V221H213ZM238 220V219H237ZM249 220V221H248ZM252 220H253V222H252ZM36 221H38L37 223H40V224H37V223H35ZM40 221H42V222H40ZM45 221V222H44ZM50 221H52V222H50ZM65 221H66V223H65ZM76 221H78L79 223H77ZM83 221V222H82ZM91 221V222H90ZM110 222V223H107V222ZM243 221H245V222H243ZM3 221H1L0 223H2ZM16 222H18V224L20 223V225L21 226H18L17 224H16ZM25 222L28 224V223H32L33 225L35 224V227H42V229L41 228H39V229H35V227L33 226V232H32V228H31V225H29L28 227H30V229L25 225ZM57 222V224L56 225H54L53 223H56ZM64 222V223H63ZM72 222V223H71ZM73 222H74V224H76V226L73 224ZM89 222V223H88ZM97 223V224H99V225H97V224H94V223ZM104 222H105V224H104ZM216 222L218 223L219 222V226L222 228H220V227H218V225H216ZM223 222H224V225H223ZM225 222L226 223H228V225L227 224H225ZM242 222L243 223H245L243 226H242ZM262 222V223H261ZM42 223H45L44 224V226H43V224ZM48 223H51V225L50 224H48ZM59 223L61 224H63V225H67L68 224V226H63V225H59ZM81 223H85V224H81ZM88 223V224H87ZM186 224L187 226H189V224ZM199 223V224H198ZM200 223H202V224H200ZM205 223H207L208 225H206ZM214 223V224H213ZM247 223V224H246ZM252 223H254V224H252ZM257 223V224H256ZM69 224L72 226V228H71V226H69ZM94 224V225H93ZM103 224V225H102ZM230 224V225H229ZM252 227H250L249 225ZM23 225V226H22ZM37 225V226H36ZM39 225V226H38ZM47 226V228H46V226ZM49 225V226H48ZM101 225H102V227H101ZM107 226V228H106V226ZM201 227H200V226ZM240 225H241V228H239L240 227ZM253 225H255V226H253ZM259 225H262L261 227L259 226ZM2 226H3V228H2ZM15 227L17 230H18V228L20 229L19 230V234H18V232H17V234H15V233H12L11 231H17L16 229L14 230V228H11V227ZM16 226H18V228L16 227ZM25 226V227H24ZM58 227V232L57 231H55V232H57L56 233V236H55V233L54 234H52V235H54L53 237L56 239V241H55V239H52V235H48V234H51V233H53L54 232V230H56L57 229V227ZM60 226V227H59ZM73 226H75V227H73ZM87 226V227H86ZM99 226V227H98ZM105 226V228H104V230H102L103 229V227ZM225 226V227H224ZM228 228H227V227ZM230 226L232 227V230H230L231 228H230ZM237 226V225H236ZM245 226V227H244ZM246 226H248L249 227V229L246 227ZM24 227V228H23ZM28 228V230H27V228ZM43 227H45V228H43ZM52 227H53V229H52ZM54 227L56 228V229H54ZM61 227H63V229L61 228ZM66 227H68L69 229H71V230H69L68 228H66ZM92 227V229H90ZM94 227H98V228H100L99 229V231L100 230H102V231H98V229H97V231H96V229L95 230H93V228ZM195 227V228H194ZM197 227H198V229H197ZM203 227L205 228L206 227V230H204L203 229ZM212 227V228H211ZM213 227H214V229H213ZM218 227V228H217ZM244 227V228H243ZM13 229V230H11V229ZM24 230H23V229ZM61 228V229H60ZM78 228V229H77ZM89 229V230H87V229ZM191 228V227H190ZM201 228V229H200ZM209 230H208V229ZM220 228V230H218ZM224 228H226V231H224ZM230 228V229H229ZM233 228L234 229H236L237 231V234L238 233H241V231L240 230H244V232H245V234H243V231H242V237H236V239L238 240H236V239H232L234 236H236L237 234H236V232L234 231L233 232ZM263 230H262V229ZM10 229V231L9 232H11L12 234H15V235H12L11 233V235L9 234V232H8V230ZM43 229H47V233L46 232H44V230ZM48 229H50L49 230V232H48ZM52 229V230H51ZM85 229V230H84ZM200 229V231L199 232H197V234H196V230L198 231ZM203 229V230H202ZM230 231H229V230ZM239 229V230H238ZM248 230L247 231V233H246V230ZM251 229H253V230H251ZM4 230V231H3ZM23 232H22V231ZM36 230V231H35ZM39 230H42L41 232L42 233H40V231ZM65 230H68L67 231V233H65L66 231ZM84 230V231H83ZM92 230V231H91ZM224 231V235H222V233H223V231ZM261 230H262V232H261ZM26 231H28V232H25ZM29 231H31L30 233H29ZM39 231V232H38ZM65 231V232H64ZM85 231H87V232H85ZM105 231V232H104ZM202 231V232H201ZM205 232V234H204V232ZM210 231H211V233H210ZM218 231H220V232H218ZM6 232V233H5ZM34 232H36V234L34 233ZM37 232L39 233V234H37ZM46 233V235L44 234V233ZM62 232H64V233H62ZM105 234H104V233ZM107 232V233H106ZM206 232H208V233H206ZM222 232V233H221ZM226 232V233H225ZM228 232H230V233H232V237L231 236H229V234H228ZM250 232H252L253 234H251ZM255 232V233H254ZM20 233H22L21 235H20ZM23 233H25L24 235H23ZM29 234V236H28V234ZM35 234L37 237H38V235H39V237L38 238H36V236L33 238L32 237V235L33 234ZM59 233H61V234H59ZM95 233L96 234V236H95V234L93 235V234ZM101 234L100 236H98L97 234ZM104 235H103V234ZM195 234V237L193 236L194 234ZM202 233V234H201ZM213 233H215L214 235H213ZM218 233V234H217ZM220 233H221V235H220ZM250 233V235H247V234H249ZM259 233V234H258ZM27 234V235H26ZM32 234V235H31ZM42 234H44L43 236H41ZM70 234H72V235H70ZM86 234H87V236H86ZM118 234V235H117ZM207 234V235H206ZM208 234H209V236H208ZM226 234H228V236H226ZM236 234V235H235ZM17 235H19L20 236V238L17 236ZM61 235V236H60ZM85 235V236H84ZM88 235H90V240H89V238H88ZM102 235L104 236L103 238H104V240H105V243H107L108 242V245L109 246H107V244H104V241H103V239H99V238H97V237H102ZM123 235V236H122ZM189 235H190V233H189ZM214 237H213V236ZM216 235H219V236H216ZM247 236V237H249V239L247 238V237H245V236ZM257 235V236H256ZM3 236V237H2ZM25 237V239H23L24 237ZM34 236V235H33ZM49 236H51V238H49ZM65 236V237H64ZM74 236H75V238H74ZM77 236V237H76ZM80 236V237H79ZM82 236L84 237V240L85 241H91L92 239H93V243H92V241L89 243L90 245H91V248L92 249H90V245H88L89 246V248L87 247L86 248V252L84 251L85 250V248L84 247H80L79 245H82V244H79V243H81L82 241H84L83 240V238H82ZM93 238H92V237ZM106 236V237H105ZM110 236H111V234H110ZM118 236H119V238H118ZM129 236H130V238H129ZM207 236L208 237H210V238H207ZM220 236L222 237V239L220 238ZM253 236V237H252ZM16 237V238H15ZM20 239V240H18V238ZM23 237V238H22ZM32 237V238H31ZM45 237V238H44ZM85 237H87L86 239H85ZM96 237V238H95ZM108 237V238H107ZM206 238V239H202V238ZM216 237H218V238H216ZM230 237V238H229ZM263 237V238H262ZM12 238V239H11ZM28 238V241L26 242V239ZM31 238V239H30ZM45 240H44V239ZM62 239V241L60 240V239ZM69 238V239H68ZM70 238H71V243L69 244V242H70ZM74 238V239H73ZM77 238H80V240L79 239H77ZM123 238V239H122ZM133 238V239H132ZM229 238V239H228ZM235 238V237H234ZM240 238V239H239ZM241 238H242V240H241ZM250 238H252V240L251 241H249L250 240ZM9 239V240H8ZM30 239V240H29ZM34 239H36L37 240V242H36V240H34ZM41 239L42 240H44L43 241V243H41L42 241H41ZM46 239L48 240L49 239V242L47 241L46 242ZM50 239H51V241H50ZM69 240V242H63L64 240ZM77 239V240H76ZM81 239H82V241H81ZM109 241H108V240ZM121 240L122 239V243H120L118 240ZM128 239V240H127ZM208 239H210V240H208ZM216 239V240H215ZM223 239H224V243H221V242H223ZM231 239H232V241H231ZM243 239H246V240H243ZM1 240H3V241H1ZM13 241V240H15V241H19V243H20V241L22 242L23 240H25V241H23L22 243H20V248L18 247V249L20 250V249H22L23 251L21 252V250H20V253L19 252H17V251H19L18 249L16 250V248H17V245L19 246V243L17 244V242H12L11 243V241ZM32 240H34V241H32ZM38 240L40 241V244H38L39 242H38ZM60 240V241H59ZM67 240V241H68ZM72 240H74V241H72ZM95 240H101V241H99V244L97 243L98 241H96V246H95ZM208 240V241H207ZM221 240V241H220ZM233 240H235V242L233 241ZM258 240V242L256 243V241ZM261 240V241H260ZM33 242V244H31L32 242ZM57 241H59V242H57ZM75 241H76V243H75ZM77 241H79V242H77ZM126 241H127V243H126ZM131 241V242H130ZM215 241H217V242H214ZM226 241L230 244V245H228V243H226ZM242 241V242H241ZM244 241H246V242H244ZM260 241V242H259ZM9 242H10V244H9ZM28 242H30V246L33 248V251H32V248H30V246L28 247V245H29V243ZM36 242V246L34 247V243ZM56 242H57V244H56ZM103 242V247H100L99 248V246H102V244L100 245V243H102ZM125 242V245L123 244ZM130 242V244H129V246H128V243ZM212 242V243H211ZM218 242H220L221 244H223V245H221L220 243L218 244ZM238 242H239V244H238ZM249 242V243H248ZM251 242H253V243H251ZM25 243V244H24ZM26 243H28L27 244V246H26ZM53 243H54V245H55V250L53 249V247L51 246V245H53ZM63 244V243H67L66 245H61V244ZM112 243H113V245H112ZM206 243V244H205ZM242 243V245L240 246V244ZM251 243V244H250ZM15 244H17L16 246H15ZM22 244V245H21ZM23 244H24V246H23ZM71 244H74V245H71ZM126 244H127V246H128V248H127V246H126ZM200 244V248L198 247V245ZM208 244V245H207ZM214 244H216V246H217V248H221L220 250H217V248H216V246L214 245ZM227 244V245H226ZM234 244V246H232ZM33 245V246H32ZM53 245V246H54ZM94 245V246H93ZM105 245H106V247L108 248V250H109V247H110V250L109 251H111V252H113V253H115V254H118V253H120V255H112L111 254V252H109L110 254H108L107 252H108V250H107V248L105 247ZM115 248V246L117 245V247L119 246V248L117 249V248H115L116 249V251L113 249V251H112V249H111V247L112 246ZM189 245L192 247H189ZM201 245H207L206 247H202ZM211 245V246H210ZM220 245V246H219ZM236 245H237V247H236ZM251 245V247H249ZM256 245V246H255ZM263 245V246H262ZM7 246V247H6ZM10 246V247H9ZM12 246V247H11ZM14 246V247H13ZM49 246H51V247H49ZM72 246V247H71ZM123 246H124V249H123ZM196 246V247H195ZM209 246V247H208ZM213 246V247H212ZM245 246V247H244ZM6 247V248H5ZM16 247V248H15ZM22 247V248H21ZM47 247H48V251H47ZM57 247L59 248V247H64V249H61V248H59V249H57ZM76 247H78V248H76ZM97 249H96V248ZM121 247V248H120ZM196 248V249H194V248ZM198 247V248H197ZM214 249V251L212 250V248ZM215 247V248H214ZM226 247V248H225ZM228 247V248H227ZM231 248V250H230V248ZM241 247H243V248H241ZM248 247H249V249H248ZM255 247L257 248V249H255ZM8 248H12V249H8ZM37 248V249H36ZM38 248H40V249H38ZM51 248V249H50ZM70 248V249H69ZM82 248H84L83 249V251H81L82 250ZM209 248V249H208ZM211 248V249H210ZM224 248H225V250L226 251H223L224 250ZM238 249V250H236V249ZM248 250H250V251H248ZM255 249V250H253V249ZM260 248V249H259ZM15 249V251H12V250H14ZM61 249V250H60ZM67 249H69V250H67ZM71 249H74V250H77L78 249V251L77 252H79V249H80V251H81V253H78L77 255L75 254V253H77V252H73ZM99 249V250H98ZM102 251H101V250ZM126 249V250H125ZM128 249H129V251H128ZM191 249V250H190ZM228 249H229V251H228ZM235 251H237V252H235ZM240 249V250H239ZM242 249H243V252H241L242 251ZM252 249V250H251ZM36 250V251H35ZM39 250H43V253L42 252H38ZM62 252V250H63V252H64V255H65V253H66V257H64V255H63V252L61 253L60 251ZM94 250H95V253L96 254H94ZM99 252H97V251ZM104 250V251H103ZM118 250V251H117ZM122 250H123V252H122ZM192 250L194 251V252H192ZM198 250H201L200 252H202V253H199L198 252ZM204 250V251H203ZM207 250V251H206ZM208 250H210L209 252H208ZM246 250V251H245ZM257 250V251H256ZM9 253H8V252ZM12 251V252H11ZM35 251V252H34ZM52 252L51 254H50V252ZM106 251V252H105ZM125 251H127V253L125 252ZM214 253H213V252ZM221 251V252H220ZM248 251V253L246 254L245 252H247ZM252 251V252H251ZM255 251V252H254ZM10 252H11V254H10ZM17 252V253H16ZM30 252H33V253H30ZM45 252L47 253L46 255H43V254H45ZM57 252V253H56ZM60 252V254L61 255H58L57 256V254ZM67 252H68V254H67ZM82 252H84V253H82ZM102 252V253H101ZM190 252H191V254H192V256H191V254H190ZM215 252H218L217 254H215ZM228 252V253H227ZM230 252H232V254L230 255ZM235 252V253H234ZM251 252V253H250ZM13 253V254H12ZM22 253V254H21ZM36 253H41V255L40 256H42V257H40L38 254L36 255ZM74 254V258L72 257V255ZM87 253V254H86ZM93 253V254H92ZM101 253V254H100ZM108 255H107V254ZM125 253V254H124ZM189 253V254H188ZM196 253V254H195ZM206 253V255H204ZM223 253V254H222ZM226 253V256L228 255L229 256V258L230 259H227L228 258V256L226 257L224 254ZM234 253V254H233ZM240 253V254H239ZM244 253V254H243ZM21 254V257H18V255H20ZM34 254V255H33ZM79 254H82L81 256L79 255ZM83 254H85V255H83ZM199 254H200V256H199ZM203 254V255H202ZM242 254V255H241ZM10 255H14L13 257H15L16 255V257L19 259H17L16 260V257L15 258H13V257H11L10 258V256L8 257V256ZM68 255H69V258H67L68 257ZM79 255V256H78ZM97 255V256H96ZM102 255V256H101ZM103 255H104V257H103ZM124 255V256H123ZM210 255V256H209ZM214 257V259L212 258V256ZM215 255H217V256H215ZM221 255V257H223V256H225V257H223V258H226V259H223V258H221V257H219ZM234 256V257H231V256ZM236 255H238V257L239 256H241V257H239V259H238V257L236 256ZM246 255V256H245ZM38 258H36V257ZM57 256V257H56ZM64 257V258H67L68 260H70V261H68L67 259H63V258H61V257ZM85 256H87V257H85ZM93 256V257H92ZM109 256L111 257V258H109ZM113 256V257H112ZM116 256V259L114 258ZM122 256V257H121ZM190 256H191V260L190 259H188V258H190ZM244 256H245V258H244ZM6 257H7V259H6ZM40 257V258H39ZM44 257V258H43ZM49 257H50V261L49 262H47L48 260H49ZM58 257L60 258V259H58ZM81 257V258H80ZM84 257V258H83ZM124 257V258H123ZM215 257H217V259L215 258ZM249 257V258H248ZM257 257V258H256ZM260 258V260H259V258ZM8 258H10V259H12V261H11V263L8 261ZM35 258H36V260H35ZM42 258V259H41ZM54 260H53V259ZM73 258V259H72ZM96 258H98L99 259V262H97L98 261V259L96 260ZM108 258L109 259H111L109 262H107V260H108ZM199 258V259H198ZM206 258V259H205ZM208 258V259H207ZM221 259V260H219V259ZM233 258V259H232ZM241 258L243 259V260H241ZM72 259V260H71ZM85 259V260H84ZM104 259H105V261H104ZM115 260V261H112V260ZM210 259H212L211 261L212 262H210ZM237 259V260H236ZM245 259V260H244ZM255 259H256V261H255ZM63 260V261H62ZM65 260V261H64ZM66 260L68 261V262H70V263H66ZM79 260V261H78ZM87 260V261H86ZM103 262H102V261ZM190 260V261H189ZM204 260H205V262H204ZM218 260L220 261V262H218ZM225 260V261H224ZM228 260V261H227ZM238 260L240 261V262H238ZM259 260V261H258ZM5 261V262H4ZM6 261H8L7 263H6ZM102 263H101V262ZM125 261V262H124ZM190 263H189V262ZM192 261V262H191ZM215 261V262H214ZM227 261V262H226ZM247 261V262H246ZM261 261V262H260ZM44 262V263H43ZM55 262V263H54ZM90 262V263H89ZM92 262V264H95V262L93 263ZM235 262V263H234ZM256 262V263H255ZM40 263H37V264H40ZM80 263V264H81ZM19 264H21L20 263V261H19ZM34 264H36V263H34Z\"/></svg>","mask_w":264,"mask_h":264}]
</instances>
